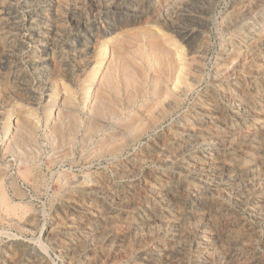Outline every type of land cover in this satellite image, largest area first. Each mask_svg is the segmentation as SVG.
<instances>
[{
    "label": "rangeland",
    "instance_id": "1",
    "mask_svg": "<svg viewBox=\"0 0 264 264\" xmlns=\"http://www.w3.org/2000/svg\"><path fill=\"white\" fill-rule=\"evenodd\" d=\"M32 1H33V3H32ZM96 1L97 0H95V1L94 0H66V1L65 0H40V1L39 0H29V1L28 0H16L14 2V0H13L14 4L12 3L13 5H12L11 9L10 8L6 9V7L4 8V6H2L0 4V8H1L0 12H3V13H5L4 10H6L8 12V11H12L13 9H16V11L14 10V12L18 13V16L20 18L23 17L21 19L25 21V27L28 29V32H30V33L34 32V29H33V27L31 28V25H29L28 22L26 21L27 20V16H26V8L27 7L26 6H30L31 4H36L37 6L39 5V8L41 7V10H49L52 6L54 9L57 10L54 22H55V26L57 25V29H58V30L56 29L55 33H52L49 36V43H48L49 44L48 47L51 49V52L55 56L53 54H51L48 51V49H46V47H47L46 44H42L41 46L38 45V47H39L38 48L37 46L34 47L33 44L29 45L27 43V45H26L23 41H22L23 43L20 41V43L23 45V47H22V45L20 43L15 42L16 40H14V42L10 41L11 40L10 37L7 36L4 32L0 31V34H1L0 35V73H1L0 74V83H1L0 84V95H1L0 96L1 97V99H0V105H1L0 106V194L1 195L0 196L3 198L2 199L0 197V200L1 199L3 201L6 200L7 204H9L8 205L9 207L7 205H2L3 207H0V250H1L0 251V257H1L0 258V264H17V263L18 264H24V262L22 261L23 260L22 255L25 252L22 251L21 249L20 250L18 248L16 249L17 246L15 244H17L19 242H27V241L29 243V248H33V249L36 248L37 249V248L43 246L42 248H44L48 252V260L46 262L47 264H70V263L71 264H85V263L86 264L87 263L88 264H94L93 261L95 262V264H151V263L163 264L164 262H165L164 264H166V263L167 264H169V263L170 264H203L204 262H205L204 264H207V262H208V264L209 263H211V264H215V263L216 264H242V263L243 264H250V263L251 264H264V233H263L264 232V207L261 210L260 209L257 210V213H256V210H252L253 202L256 201L259 197L257 195V193L259 192V190L261 188L264 190V159H263L264 158V154H263L264 153V140H263L264 139V137H263L264 136V122H263L264 121V89H263L264 88V80H263L264 79V72H263L264 69H262V68H264V63H263V61H264V57H263L264 56V47H262V46H264V39H263L264 38V27H263L264 26V23H263L264 19H262L264 17V0H218V1L217 0H211V1L210 0H208V1H206V0H198V1L194 0V2L196 1V3H194L193 0H183V1L182 0H165L166 2L171 1L172 5H171V2L170 3H168V2L164 3V0H161V2L159 0L158 3H157L158 0H154V2H153V0H145V1L144 0H129V1L128 0H123V1H121V0H105V1L104 0H102V1L98 0L97 1L98 3ZM114 1H115V3H114ZM181 1H182V3L184 2L185 5L180 3ZM191 1L193 3H191ZM199 1L202 3H200ZM255 1H256V3H255ZM258 1H261V2H258ZM16 2H17V4H16ZM71 2H72V4H71ZM104 2H106V3H104ZM111 2H112V4H111ZM122 2H123V4H122ZM162 2H163V4H162ZM189 2H190V5L192 4L191 6L188 4ZM251 2H253V4ZM257 2L259 3L258 5H257ZM60 3H61V5H60ZM102 3H104L103 7H102ZM113 3L115 5H117L118 8L124 7V9H125L126 6H131V9L134 10V8H135L137 12L131 13L129 11L126 12L125 10H124V12H122V11H119L118 9L116 10V8L115 9L112 8L111 10H107L110 5H114ZM159 3H160V5H159ZM177 3H180V5ZM198 3L202 4V5H199ZM94 4L96 7H94ZM165 4H167V5H165ZM260 4H261V6H260ZM157 5H159L160 8H158ZM173 5H175V7H173ZM197 5H199V6H197ZM71 6H72V8H71ZM169 6L171 9H169ZM182 6L184 7L183 9H181ZM200 6H201V8H200ZM202 6H203V8H202ZM64 7H65V9H64ZM76 7H77V9H76ZM146 7H149L148 8L149 11L147 10ZM166 7H167L168 12L165 11ZM209 7H212V8H209ZM98 8L100 11L98 10ZM19 9H21V10H19ZM151 9H153V10H151ZM154 9H155V11H154ZM157 9H159V10H157ZM246 9H248V10H246ZM62 10H63V12H62ZM255 10H256V12H255ZM139 11H140V13H139ZM162 11H163V13H161ZM169 11H170V13H169ZM175 11H176V13H175ZM244 11H246V12H244ZM148 12H149V14H148ZM166 12H167V14L169 13L168 15L166 14L169 17L165 16ZM181 12H183L184 14H182ZM160 13H161V15H160ZM102 14H104V15H102ZM130 14H131V16H130ZM153 14L155 17L153 16ZM179 14L182 16H180ZM72 15H73V17H72ZM156 15H157V17H156ZM188 15H189V17H187ZM255 15H256V17H255ZM49 16H50V18H52L51 15H49ZM49 16H46V17H49ZM161 16H163V18ZM98 17H100V18H98ZM165 17L168 20H166ZM177 17H179V18H177ZM50 18H48V19L50 20ZM60 18H61L60 22H62L61 24L59 22ZM110 18H111V20H110ZM171 18L175 22H173V21L170 22ZM162 19H164L165 22L162 21ZM175 19H177V20H175ZM255 19H257V20H255ZM252 20H254L256 22H254ZM116 21H118V22H116ZM119 21L121 24H118ZM126 21H127V23H126V25H124ZM180 21H181V23H180ZM247 21H248V23H247ZM228 22L230 25L228 24ZM190 23H192V24H190ZM103 24H104V27L106 29L103 27ZM185 24H186V26H185ZM252 24H254L255 30L249 32V30H251L250 28L253 27ZM111 26H112V28H111ZM117 27H118V29H117ZM225 27H226V29H225ZM193 28H195L196 30H194ZM241 28H242V30H241ZM246 28H248V29H246ZM243 29H246V30H243ZM84 30H87V31H84ZM81 31H82V33H81ZM239 32H241V34H239ZM242 33H244V34H242ZM249 33L250 34L252 33L251 34L252 36ZM81 34H83V35H81ZM85 34H86V36H85ZM188 34H189V36H188ZM90 35L94 38L93 39L94 41H92V42H90V40H89ZM183 35H186L187 37L184 36L185 38L181 39V36L183 37ZM197 38H198V40H197ZM237 38L239 40H236ZM7 39L10 42L6 41ZM194 39L196 41H194ZM185 40H187V41H185ZM191 40H193V42ZM234 40H235V42H234ZM251 40H252V42H251ZM73 41H75V42H73ZM202 42H203V44H202ZM198 43H199V45H198ZM253 43H254V45H253ZM259 43H260L261 47H260V45H258ZM255 44L258 47L255 46ZM10 45L11 46L14 45V46L10 47ZM32 45H33L34 49L32 48ZM54 45H55V47H54ZM83 45H84V47H83ZM227 45H229V46H227ZM80 46H81V48H80ZM226 46L229 48H227ZM238 46H240V47H238ZM248 46H250V47H248ZM187 47H189V48H187ZM255 47H257V48H255ZM20 48H22V50ZM55 48L58 50H56ZM195 48H196V50H195ZM232 48H233V50H232ZM246 48L247 49L249 48V49L247 50ZM251 48H253V49H251ZM19 49H20V51H19ZM39 49H43V50H39ZM59 49H60V51H59ZM72 49H76L77 51L72 50ZM200 49H203L202 51L204 53ZM4 50L5 51L7 50V51L5 52ZM245 50H247V51H245ZM251 50H252V52H250ZM9 51H12L13 53L9 52ZM36 51H37V53H36ZM61 52H63V53H61ZM241 52H242L243 56H242ZM86 53H87V55H86ZM196 53H198V54H196ZM219 53H222L223 55L219 54ZM16 54H17V57H16ZM34 54H36V55H34ZM225 54H228V55L225 56ZM229 54H230V56H229ZM252 54H253V56H252ZM41 55H43V56L40 57ZM58 55H60V56L62 55V56L61 57L59 56V58H58ZM194 55L198 56L197 59L195 58ZM23 56H25V57H23ZM37 56L39 57V59L36 58ZM231 56H233V57H231ZM255 56H256V59H255ZM10 57H12V58H10ZM62 57H64L65 59ZM257 57H258V59H257ZM25 58H26V60H25ZM33 58L39 62L40 61L44 62V60H45V64L42 63V65H40V64L34 65L35 62H33V61L31 62V60H34ZM229 58H231L232 61L231 60L227 61V59H229ZM28 59L30 62L28 61ZM51 59L53 61H50ZM60 59H62V60H60ZM240 59L243 61H241ZM245 59H246V61H245ZM3 60H5L6 62ZM8 60L13 61V63L15 64V69H16L15 72L16 73L14 72V75H13V72L10 71L6 65ZM55 61H58V62H55ZM60 61L62 63H60ZM241 62H242V64H241ZM28 63H30V64L27 67ZM32 63H33V65H32ZM74 63H78V64H74ZM221 63H223V64H221ZM3 64H5V65H3ZM233 64H235V65L233 66ZM17 65H18V67H16ZM44 65H46V68ZM18 68H19V70L17 71ZM231 69L233 72L231 71ZM261 70H263V71H261ZM40 71H41V73H40ZM18 72H19V74H18ZM42 72H44V73H42ZM45 72H46V74H45ZM228 72L231 74H229ZM248 72H250V73H248ZM7 73H8V76H6ZM20 73H22V74H20ZM257 73H258V75H257ZM44 74H45V76H44ZM253 74H255V75H253ZM16 75L17 76L19 75L18 77H19V80L21 82H19V80L17 81L18 77ZM56 75H58V76H56ZM226 75H228V76H226ZM35 76H36V78H35ZM47 77H50V78H47ZM211 77H212V79H211ZM219 77L220 78L222 77L225 79L221 78L222 80H220ZM231 77H232V79H231ZM11 79H12V81H11ZM235 79L237 82L235 81ZM241 79H243V80L241 81ZM212 80H214V82ZM247 82H249V83H247ZM14 83L16 86L14 85ZM223 83H225V84H223ZM243 83L245 84L244 87H242ZM26 84H27V86H26ZM232 84H235L236 86L232 85ZM252 84H253V86H252ZM223 85H225V86H223ZM22 86H23V88H22ZM257 86L260 88H258ZM11 88L14 89V91ZM24 88H25V90H24ZM29 89H30V91H29ZM220 89H222V90H220ZM226 89H228V92ZM6 90H8V91H6ZM27 90H28V92H27ZM223 91L224 92L226 91V93L228 95L230 94V96H232L233 98L231 97L232 99L229 100V98H227V96H223V94H222ZM86 92H88L89 98L87 99L86 102H84L83 98H84V95L86 94ZM235 92H236V94H235ZM182 93H183V95H182ZM184 93H185V95H184ZM215 93L218 95H215ZM242 93H244V94H242ZM253 93L256 97L253 95ZM9 94H12V95H9ZM203 94H204V96H203ZM250 94H252L253 96ZM16 95H19V96H16ZM216 96L218 99L216 98ZM249 97H251V98L249 99ZM200 98H203V100L200 101L199 100ZM257 98H258V100H257ZM223 99H224V101H222ZM241 99H243V100H241ZM233 100H235V101H233ZM250 100H252L253 103ZM2 101H3V103H2ZM229 101L232 103L229 104ZM178 102L179 103L182 102V103L179 104ZM215 102L217 103V105ZM234 102H237V103L234 104ZM246 102H247V104H246ZM185 104H187V105H185ZM194 104H195V107H194ZM244 104H245V106H244ZM237 105H239V106H237ZM201 107L206 108L205 113H207V114H205L204 112H201L199 110ZM237 107L239 108V110L237 109ZM167 108L169 109V111L167 110ZM249 109L251 112L249 111ZM179 110H180V112H179ZM194 110H196V111H194ZM167 111L170 114H168ZM191 111H193V113ZM230 111H232V112H230ZM240 111H243V112H240ZM257 112L260 114H257ZM172 113H174V114H172ZM246 113H248V115ZM244 114H246L247 116ZM190 116L193 118H196V120L199 122V124L205 125L203 127V131H202L204 135L202 134L201 136H199V140H198L199 142L202 143L200 149L201 150L204 149V151H206V147L203 144L208 143V142H213V141H211V139L214 140L213 143H215L216 145L217 144L219 145V146H217L218 151L216 150V152H218L217 154L219 156V160L220 159H222V160L218 161L219 164H214V166L216 167V170H214V172H211L213 174L209 173L205 168L202 169V167H203L202 165L198 166V168L195 165H190L191 167H189V165H186L188 167H186L184 165L186 167L185 168L182 164V160H183L182 157H185V156H183V154L187 155L188 152L187 153L182 152L180 154L178 153L179 148L177 149V147L181 146L180 140H179L180 134L178 131H176L172 128H174V125L180 121V118L187 117V119H190L189 118ZM205 117H206V120H205ZM254 118H256V119H254ZM172 119H173V121H172ZM205 121H206V123H205ZM209 121H211V122H209ZM224 122H225V124H224ZM229 122L231 123V125H229L230 124ZM262 124H263V126H262ZM168 126H169V128H168ZM213 128H215V129H213ZM224 128H225V130H224ZM231 128H233V129H231ZM246 129H248V131ZM168 130H170V131H168ZM161 132H162V135L164 133H166V134H164V136H161ZM238 132H240L239 133L240 135L237 134ZM233 133L235 134V136ZM256 133L258 134V136ZM168 134H170V136H168ZM207 134H208V136H207ZM225 136L227 139L225 138ZM159 137H160V139H159ZM237 137H238V139H237ZM240 137L242 139L243 138L244 139L242 140ZM255 137H257V138H255ZM177 138H178V140H177ZM202 139H203V141H202ZM235 139L237 142L235 141ZM229 140H232L233 142H231V141L229 142ZM248 140L249 141L252 140L253 142L251 141V143H250ZM178 141H179V143H178ZM159 142H161V143H159ZM165 142H167L166 145H165ZM249 143H250V145H249ZM252 143H254V144H252ZM239 144H241V145H239ZM226 145L228 148H226ZM144 146H146V147L148 146V151H147L148 153L147 152H145V153L141 152V149H143ZM221 146H222V149H221ZM240 147L241 148L244 147V148L239 150ZM259 147L260 148L262 147V148L260 149ZM138 149H139V151H138ZM245 149L250 150V151L245 152ZM164 150H166V151L168 150V154L170 153L169 156H168V154L166 155L168 158L165 157V159L162 157V154H161ZM220 151H222V152H220ZM228 151L231 153H229ZM206 152H208V151H206ZM137 153H140V154L138 157H135V154H137ZM171 153H172V155H171ZM243 154H244V156H243ZM204 155H208V153H204ZM229 155H231V156H229ZM253 155H255V156H253ZM257 156H259V157H257ZM178 157H179V159H178ZM260 157H261L262 161L259 160ZM151 158L153 161L151 160ZM156 158H158V159H156ZM169 159L171 160V162ZM172 159H173V161H172ZM246 159H247V161H246ZM133 160H134V162H133ZM141 160H142V162H141ZM168 160H169V162L166 163V161H168ZM130 161H132V163ZM137 161H138V163H137ZM146 161H148V162H146ZM226 161H227V164L225 163ZM238 161H239V163H238ZM115 162H117V163H115ZM139 162H141V163H139ZM232 162H234V163H232ZM136 163H137V165H136ZM179 163H180V165H179ZM126 164L128 166H126ZM224 164H226L227 166ZM133 165L138 170H136ZM113 166H114V168H113ZM124 166L126 169L124 168ZM137 166L140 167V169ZM167 166L169 167L168 169H167ZM180 166L181 167L183 166V167L180 169ZM237 166H238V168H237ZM232 167H233V169H232ZM122 169H124V171H126V174H124V172H122ZM129 169L132 170L133 172L130 171ZM151 169H152V171L155 170V172L154 171L152 172ZM201 169H202V171H201ZM185 170H186V172H185ZM248 170H249V172H246ZM183 171H184V173H183ZM191 171H193V172H191ZM218 171L221 173V175L218 173ZM19 172L21 175L18 174ZM160 172H162V173L160 174ZM171 172H173V173H171ZM250 172L252 174H250ZM142 173H145V175ZM150 173H152V174H150ZM167 173H169V174L167 175ZM228 173H231V174H228ZM96 174H98V175H96ZM131 174H133V175L131 176ZM137 174H139V175H137ZM172 174H173V176H172ZM31 175H32V177H31ZM88 175H90V176H88ZM99 175L100 176L102 175V177H100ZM117 175H119V176L121 175V177L119 178V176L117 177ZM179 175H181V176L178 178ZM207 175H209V176H207ZM213 175H214V177H213ZM226 176H227V178H226ZM259 176H260V179H259ZM33 177H34V179H33ZM193 177H195L197 179H195ZM224 177H225L226 181L224 180ZM244 177H245V179H244ZM251 177L252 178L254 177V179H252ZM91 178H93V179L91 180ZM94 178L97 182L94 180ZM205 178H206V180H205ZM162 179H165L166 184H165L164 180H162ZM217 179H218L219 183L217 182ZM234 179L235 180L237 179V180L235 181ZM185 180L187 182H185ZM196 180L198 181V185L196 184L197 183ZM209 180H211V181H209ZM227 180H231V181L228 182ZM244 180H246L247 182H245ZM103 181H105V182H103ZM142 181L145 183V185ZM146 181L147 182L149 181V182L147 183ZM175 181H176V183H174ZM207 181H209V182H207ZM243 181H244V183H243ZM62 182L63 183L66 182V183L62 184ZM151 182H154V183H151ZM183 182L185 183V185ZM255 182H257L259 184L257 185V183H255ZM146 183H147V185H146ZM157 183H159V185ZM208 183H210V184H208ZM251 183H253V184H251ZM126 184H128L129 186ZM178 184H179V186H178ZM239 184H241V185L244 184V185L240 186ZM70 185H72V186H70ZM122 185H123V187H122ZM168 185H170V186H168ZM207 185H209V186H207ZM251 185H252V187H251ZM99 186H101V187H99ZM147 186H148V188H147ZM238 186H240V187H238ZM90 187H91V189H90ZM92 187H94L95 189ZM141 187L143 189H141ZM157 188L159 190H161L163 188L162 190L165 189L164 191L169 190V193H167V192L163 193L162 191H160L161 195H162V197H161V195L159 196V194H158L159 192L157 191L158 190ZM185 188L186 189L188 188L187 189L188 191ZM226 188H228V189H226ZM108 189H110V190L108 191ZM112 189H113V191H112ZM120 189H121V191H120ZM133 189H135V190L133 191ZM174 189L176 191H174ZM183 189L185 192L186 191L187 192L186 193L183 192ZM65 190H66V192H65ZM118 190H119V192H118ZM125 190H126V192H125ZM208 190L210 191V193ZM256 190H258V191L256 192ZM57 191H58V193H57ZM130 192H131V194H129ZM181 192L183 193L184 196L182 195ZM103 193H104V195H103ZM196 193H198L201 196H199L197 198L198 195ZM61 194H63V195H61ZM119 194H121L122 196H120ZM133 194H135V195L133 196ZM154 194H156V195H154ZM173 194H175V195L173 196ZM192 194L194 195L195 198H197L196 203L193 199ZM108 195H109V197H108ZM144 195H145V198H144ZM153 195H154V197H151ZM203 195H205V197ZM248 195L249 196L251 195V196L249 197ZM55 196L56 197L59 196V197L56 198ZM71 196H72V198H71ZM155 196L158 198L157 200H156ZM60 197H61L62 201L60 200ZM92 197L97 198V199H94ZM254 197H256V198L254 199ZM77 198H78V201H77ZM146 198L148 201L146 200ZM205 198H207V199H205ZM250 198H251V200H250ZM89 200H90V202H89ZM96 200L99 203L100 202L101 203L98 204V202ZM135 200H138V201L135 202ZM164 200H166V201H164ZM176 200L177 201L179 200V201L177 202ZM220 200H222V201H220ZM6 201H4V202H6ZM75 201H77V203H75ZM79 201H82V202H79ZM93 201H96V202H93ZM152 201L153 202L155 201V202L153 203ZM156 201H157V203H156ZM161 201L163 202V205L165 206V208L162 206ZM2 202L0 204H2ZM126 202H129V203H126ZM69 203H70V205H69ZM106 203H108V204H106ZM75 204H79V205L82 204L83 207L81 205H80V207H82L83 209L82 208L77 209L75 207ZM154 204H157V205H154ZM248 204H249V206H248ZM65 205H67V206H65ZM97 205H99V206H97ZM129 205H130V207H129ZM148 205H150V206H148ZM166 205H168V206H166ZM198 205L200 207H198ZM21 206L23 208V211L21 210L22 209ZM127 206H128V208H127ZM133 206L135 207V209ZM144 206H146V208L148 210H151L152 213H154L156 211L154 216L156 218L157 217L162 218L163 220H160L159 218L156 219L154 216L152 217V218H154V220L153 219L151 220V218H148V217H147L148 218L147 219L146 213H145L146 210H145ZM191 206H193V207H191ZM59 207H61V208L59 209ZM70 207H71V209H70ZM94 207H96V208H94ZM118 207H120V208H118ZM142 207L144 210L142 209ZM7 208H8V210H6ZM86 208H88V209H86ZM126 208L128 209V211H126L127 210ZM130 208L131 209L133 208L134 210L133 209L131 210ZM13 209L14 210L16 209L15 212L13 211V213H15L16 215H14V214L12 215L11 211ZM53 209H54V211H53ZM84 209H86V211ZM124 209H126V210H124ZM169 209L170 210L172 209V210L170 211ZM185 209H187V210H185ZM194 209H195V211H193ZM218 209L221 210V212H219ZM24 210H26V211H24ZM69 210H71V211H69ZM163 210H165V211H163ZM216 210H218V211L216 212ZM122 211H123V213H122ZM139 211L142 213H140ZM200 211H201V213L199 214ZM222 211H224V212H222ZM21 212H23V214H21ZM24 212H26L27 214ZM125 212H127V214ZM128 212H129V214H128ZM162 212L165 215L161 214ZM19 213H20V215H19ZM166 213L169 216H167ZM175 213H176V215H175ZM189 213H191V214H189ZM7 214H8V216H7ZM101 214H102V217H101ZM160 214H161V216H159ZM9 215H12L13 217L12 216L10 217ZM76 215H78V216H76ZM96 215L98 217H96ZM103 215H105V216H103ZM118 215H120L121 217ZM129 215H131V216L128 217ZM136 215L137 216L139 215V217H137ZM143 215H145V216L143 217ZM156 215H158V216H156ZM173 216H175L176 218ZM68 218H70L71 220ZM99 218L101 220H99ZM123 218H125V219L123 220ZM181 218H183V219H181ZM79 219H80V221H79ZM207 219H209V220H207ZM81 220L82 221L84 220V221L82 222ZM168 220L170 222L169 225L168 224L165 225L163 222H162V224L160 223V221H168ZM54 221H57V223H60V224L62 223V225L66 226V230H65V232L62 233V235H63L62 237H63V239L65 238V241H71L73 243V246H75L74 247L75 253L78 254V252H81V251H82V253H84L83 257L75 256L76 262L71 259V256L68 257L66 255H63L58 250L52 248L51 242H49L50 240H48V238L52 239V234L48 233V235L46 236V239H45V237H43V236H45V234L43 233L44 229L50 230L49 227H51V224ZM74 221H76V223ZM108 221H110V222H108ZM4 222L8 225H6ZM33 222H34V225H33ZM126 222H128V223H126ZM151 222H152V224H151ZM80 223L86 224V227L88 225V227H87L89 230L88 233H90V232L94 233L95 238L93 237V234H92L93 239H91L93 242L91 240L86 241L87 237L84 235V233H82V228L80 227L81 226ZM125 223H126V225H125ZM171 223L173 224V226ZM109 224H111V225H109ZM159 224L161 226H159ZM116 225L117 226L119 225V226L116 229H114L116 227ZM162 225H164V226H162ZM92 226H94L95 228ZM158 226L161 228H159ZM171 226H172V228H171ZM245 226H247V227H245ZM107 227L109 228V230H107L108 229ZM111 227H114V228H111ZM203 227H204V229H203ZM139 228H141L142 230ZM165 228H167V229H165ZM49 230H47V231H49ZM52 230H51V233L53 232ZM115 230H117L118 232H116ZM160 230L163 233L165 231V233H164L165 235ZM173 230H174V232H173ZM3 231H5V232H3ZM125 231L126 232L128 231V232L126 233ZM142 231H143V233H142ZM168 231H169V233H168ZM132 232H133V234H132ZM136 232H137V234H136ZM214 232H216V233H214ZM68 233H70V234H68ZM91 233L89 234V236L91 235ZM64 234H66V235H64ZM106 234L110 236L109 242H105V240H104V237ZM125 234H127L128 237ZM116 235H118V236H116ZM155 235H157V237H155ZM124 236H126V237L124 238ZM170 236L173 238H171ZM81 238L83 239V241ZM97 239L99 241L101 239L102 240L99 242ZM120 240H121V242H120ZM162 240L164 241V244L162 243ZM94 242H95V245L93 244ZM172 242H174V243H172ZM109 243H111V244H109ZM155 243H157V244H155ZM213 243H215V244H213ZM84 244H85V247H84ZM92 244L95 246V248L93 247ZM171 244H173V245H171ZM97 245H98V247H97ZM102 245L104 246V248ZM45 246L47 247V249ZM155 247H157V248L155 249ZM101 248L104 251H101L102 250ZM207 248L209 250H206ZM216 249H217V251H216ZM154 250L155 251L157 250L158 252L157 251L155 252ZM177 250L179 252H177ZM13 252H15V253H13ZM107 252H108V254H107ZM161 252H162V254H161ZM166 252L169 254H167ZM205 252H207L209 256ZM18 253H19V255H18ZM164 253H166L167 255ZM85 254H90L91 256L90 255L85 256ZM199 254H201V255H199ZM215 254H217V255H215ZM231 254L232 255L234 254L233 257ZM238 254H239V256H238ZM6 255H9V256H6ZM144 255H146V256H144ZM158 255H160V257ZM163 255H165L166 257ZM17 256H20V259ZM170 256L173 257V259L168 258ZM194 256L195 257L197 256V257L195 258ZM202 257H203V259H202ZM226 257H228V258H226ZM10 258H13V259L9 260ZM80 258H81V260H80ZM217 258H219V260ZM220 258H222V259H220ZM143 259H145V260H143ZM213 259H214V261H213ZM78 260H79V262H78ZM91 260H92V263H91ZM19 261H20V263H19ZM49 261H51V262H49ZM172 262H174V263H172Z\"/></svg>",
    "mask_w": 264,
    "mask_h": 264
},
{
    "label": "bare ground",
    "instance_id": "2",
    "mask_svg": "<svg viewBox=\"0 0 264 264\" xmlns=\"http://www.w3.org/2000/svg\"><path fill=\"white\" fill-rule=\"evenodd\" d=\"M16 0H14V2H15ZM29 1V0H28ZM40 1V0H39ZM66 1V0H65ZM95 1V0H94ZM98 1V0H97ZM96 1V2H97ZM102 1V0H101ZM105 1V0H104ZM121 1H123V0H121ZM129 1V0H128ZM145 1V0H144ZM183 1V0H182ZM182 1L180 2V3H182ZM196 1H198V0H196ZM196 1L194 2V0H193V2L194 3H196ZM206 1H208V0H206ZM211 1V0H210ZM218 1V0H217ZM68 2V1H67ZM117 2V1H116ZM134 2V1H133ZM132 2V3H133ZM151 2V1H150ZM153 2H154V0H153ZM159 2V0L157 1V3ZM160 2H161V0H160ZM168 2V1H167ZM165 0H164V3H167ZM171 1H169L168 3H170ZM177 2V1H176ZM192 1H191V3H193ZM200 2V1H199ZM204 2V1H203ZM258 2H261V1H258ZM257 2V5L259 4ZM13 3V0H0V4L2 5V6H4V8L6 7V9H11V7H12V5L14 4H12ZM23 3V2H22ZM27 3V2H26ZM32 3H33V1H32ZM36 3V2H35ZM98 3V2H97ZM104 3H106V2H104ZM104 3H102V7H103V4ZM108 3V2H107ZM114 3H115V1H114ZM113 3V4H114ZM121 3V2H120ZM156 3V4H157ZM180 3H177V4H179L180 5ZM200 3H202V2H200ZM209 3V2H208ZM212 3V2H211ZM252 4H253V2H251ZM255 3H256V1H255ZM16 4H17V2H16ZM68 4V3H67ZM71 4H72V2H71ZM101 4V3H100ZM99 4V5H100ZM110 4V3H109ZM111 4H112V2H111ZM117 4V3H116ZM122 4H123V2H122ZM136 4V3H135ZM142 4V3H141ZM146 4V3H145ZM150 4V3H149ZM162 4H163V2H162ZM161 4V5H162ZM175 4V3H174ZM182 4H184V2L182 3ZM181 4V5H182ZM189 5H190V2L188 3ZM187 4V5H188ZM199 4V3H198ZM205 4V3H204ZM25 5V4H24ZM60 5H61V3H60ZM59 5V6H60ZM70 5V4H69ZM98 5V6H99ZM107 5V4H106ZM125 5V4H124ZM159 5H160V3H159ZM159 5H157L158 6V8H160L159 7ZM165 5H167V4H165ZM169 5V4H168ZM171 5H172V2H171ZM176 5V4H175ZM175 5H173V7H175ZM185 5V4H184ZM192 5V4H191ZM190 5V6H191ZM199 5H202V4H199ZM199 5H197V6H199ZM207 5V4H206ZM205 5V6H206ZM214 5V4H213ZM101 6V5H100ZM122 6V5H121ZM139 6V5H138ZM137 6V7H138ZM147 6V5H146ZM149 6V5H148ZM164 6V5H163ZM196 6V7H197ZM208 6V5H207ZM245 6V5H244ZM260 6H261V4H260ZM22 7V6H21ZM27 8H26V16H27V22H28V24L29 25H31V28L33 27V29H34V32H32V33H30V32H28V29L25 27V21L24 20H22L21 18H23V17H19L18 16V13H16V12H14V10L16 11V9H13L12 11H6V10H4L5 11V13H3V12H0V31H2V32H4L7 36H9L10 37V41H13L14 42V40H16L15 42L16 43H20V41L22 42H24L26 45H27V43L30 45V44H33L34 45V47H38V45H42V44H46L47 45V47H46V49H48V51L51 53V54H53L52 52H51V49L48 47V43H49V36L52 34V33H55L56 32V29H57V25L55 26V22H54V19H55V17H56V12H57V10L56 9H54L52 6H51V8L49 9V10H41V7L39 8V5L37 6L36 4H31L30 6H26ZM94 7H96L95 6V4H94ZM108 7V6H107ZM136 7V6H135ZM168 7V6H167ZM167 7H166V10L165 11H167L168 12V10H167ZM15 8V7H14ZM25 8V7H24ZM45 8V7H44ZM71 8H72V6H71ZM112 8H116V10L118 9L119 11H122V12H124V10L127 12V11H129V12H131V13H133V12H137L136 11V9L134 8V10L133 9H131V6H126L125 7V9H124V7L123 8H121V7H119L118 8V6L117 5H110L109 6V8L107 9V10H111ZM142 8V7H141ZM147 8V10H148V8L149 7H146ZM145 8V9H146ZM184 7L182 6L181 7V9H183ZM187 8V7H186ZM198 8V7H197ZM196 8V9H197ZM200 8H201V6H200ZM202 8H203V6H202ZM206 8V7H205ZM209 8H212V7H209ZM1 9V8H0ZM63 9V8H62ZM64 9H65V7H64ZM76 9H77V7H76ZM103 9V8H102ZM113 9V10H114ZM143 9V8H142ZM165 9V8H164ZM169 9H171L170 8V6H169ZM180 9V8H179ZM178 9V10H179ZM193 9V8H192ZM191 9V10H192ZM208 9V8H207ZM19 10H21V9H19ZM23 10V9H22ZM98 10H99V8H98ZM106 10V11H107ZM112 10V11H113ZM138 10V9H137ZM151 10H153V9H151ZM150 10V11H151ZM157 10H159V9H157ZM195 10V9H194ZM200 10V9H199ZM246 10H248V9H246ZM252 10V9H251ZM100 11V10H99ZM102 11V10H101ZM143 11V10H142ZM141 11V12H142ZM146 11V10H145ZM149 11V10H148ZM154 11H155V9H154ZM171 11V10H170ZM170 11H169V13H170ZM177 11V10H176ZM176 11H175V13H176ZM183 11V10H182ZM187 11V10H186ZM198 11V10H197ZM211 11V10H210ZM243 11V10H242ZM260 11V10H259ZM258 11V12H259ZM7 12V13H6ZM62 12H63V10H62ZM103 12V11H102ZM160 12V11H159ZM167 12L165 13V16H167L168 14H167ZM173 12V11H172ZM179 12V11H178ZM185 12V11H184ZM189 12V11H188ZM209 12V11H208ZM244 12H246V11H244ZM250 12V11H249ZM255 12H256V10H255ZM257 12V13H258ZM21 13V12H20ZM139 13H140V11H139ZM151 13V12H150ZM154 13V12H153ZM161 13H163V11L161 12ZM161 13H160V15H161ZM174 13V12H173ZM182 14H184L183 12H181ZM191 13V12H190ZM189 13V14H190ZM252 13V12H251ZM60 14V13H59ZM96 14V13H95ZM113 14V13H112ZM111 14V15H112ZM138 14V13H137ZM148 14H149V12H148ZM157 14V13H156ZM167 14V15H166ZM196 14V13H195ZM213 14V13H212ZM215 14V13H214ZM254 14V13H253ZM252 14V15H253ZM49 15H51L52 16V18H50V16ZM98 15V14H97ZM102 15H104V14H102ZM133 15V14H132ZM159 15V14H158ZM173 15V14H172ZM180 15V14H179ZM261 15V14H260ZM46 16H49V17H46ZM59 16V15H58ZM100 16V15H99ZM121 16V15H120ZM130 16H131V14H130ZM139 16V15H138ZM153 16H154V14H153ZM176 16V15H175ZM178 16V15H177ZM180 16H182V15H180ZM184 16V15H183ZM251 16V15H250ZM262 16V15H261ZM72 17H73V15H72ZM104 17V16H103ZM137 17V16H136ZM148 17V16H147ZM155 17V16H154ZM153 17V18H154ZM156 17H157V15H156ZM159 17V16H158ZM162 18H163V16H161ZM160 17V18H161ZM167 17H169V16H167ZM187 17H189V15L187 16ZM186 17V18H187ZM192 17V16H191ZM194 17V16H193ZM200 17V16H199ZM227 17V16H226ZM255 17H256V15H255ZM260 17V16H259ZM48 18H50V20L48 19ZM98 18H100V17H98ZM107 18V17H106ZM117 18V17H116ZM124 18V17H123ZM135 18V17H134ZM140 18V17H139ZM166 18V17H165ZM177 18H179V17H177ZM183 18V17H182ZM238 18V17H237ZM258 18V17H257ZM262 18V17H261ZM136 19V18H135ZM144 19V18H143ZM156 19V18H155ZM194 19V18H193ZM205 19V18H204ZM262 19H264V17L262 18ZM60 20H61V18L59 19V22H60ZM110 20H111V18H110ZM127 20V19H126ZM131 20V19H130ZM161 20V19H160ZM166 20H168L167 18H166ZM175 20H177V19H175ZM237 20V19H236ZM235 20V21H236ZM255 20H257V19H255ZM261 20V19H260ZM109 21V20H108ZM154 21V20H153ZM158 21V20H157ZM162 21H164V19H162ZM161 21V22H162ZM175 22L174 20H172V18H171V21L170 22ZM182 21V20H181ZM181 21H180V23H181ZM252 21H254V20H252ZM26 22V23H27ZM73 22V21H72ZM110 22V21H109ZM112 22V21H111ZM116 22H118V21H116ZM132 22V21H131ZM165 22V21H164ZM179 22V21H178ZM254 22H256V21H254ZM62 22H60V24H61ZM126 23H127V21L125 22V24L124 25H126ZM183 23V22H182ZM187 23V22H186ZM247 23H248V21H247ZM264 23V22H263ZM99 24V23H98ZM107 24V23H106ZM112 24V23H111ZM114 24V23H113ZM118 24H121L120 23V21H119V23ZM169 24V23H168ZM172 24V23H171ZM190 24H192V23H190ZM228 24H229V22H228ZM242 24V23H241ZM255 24V23H254ZM254 24H252L253 25V27H251L250 29L251 30H249V32L250 31H253V30H255L254 29ZM262 24V23H261ZM59 25V24H58ZM101 25V24H100ZM136 25V24H135ZM134 25V26H135ZM170 25V24H169ZM181 25V24H180ZM183 25V24H182ZM230 25V24H229ZM248 25V24H247ZM258 25V24H257ZM61 26V25H60ZM80 26V25H79ZM98 26V25H97ZM102 26V25H101ZM109 26V25H108ZM118 26V25H117ZM174 26V25H173ZM172 26V27H173ZM185 26H186V24H185ZM190 26V25H189ZM243 26V25H242ZM103 27H104V24H103ZM115 27V26H114ZM240 27V26H239ZM246 27V26H245ZM249 27V26H248ZM264 27V26H263ZM82 28V27H81ZM86 28V27H85ZM100 28V27H99ZM105 28V27H104ZM103 28V29H104ZM111 28H112V26H111ZM191 28V27H190ZM198 28V27H197ZM221 28V27H220ZM106 29V28H105ZM117 29H118V27H117ZM194 30H196L195 28H193ZM192 29V30H193ZM225 29H226V27H225ZM246 29H248V28H246ZM246 29H243V30H246ZM258 29V28H257ZM58 30V29H57ZM89 30V29H88ZM96 30V29H95ZM190 30V29H189ZM241 30H242V28H241ZM240 30V31H241ZM33 31V30H32ZM84 31H87V30H84ZM183 31V30H182ZM187 31V30H186ZM200 31V30H199ZM248 31V30H247ZM97 32V31H96ZM100 32V31H99ZM112 32V31H111ZM117 32V31H116ZM124 32V31H123ZM179 32V31H178ZM181 32V31H180ZM245 32V31H244ZM3 33V34H4ZM81 33H82V31H81ZM95 33V32H94ZM109 33V32H108ZM107 33V34H108ZM197 33V32H196ZM202 33V32H201ZM235 33V32H234ZM247 33V32H246ZM255 33V32H254ZM2 34V35H3ZM4 34V35H5ZM79 34V33H78ZM90 34V33H89ZM88 34V35H89ZM93 34V33H92ZM99 34V33H98ZM103 34V33H102ZM185 34V33H184ZM218 34V33H217ZM239 34H241V32H239ZM242 34H244V33H242ZM250 34V33H249ZM252 34V33H251ZM250 34V35H251ZM1 35V34H0ZM54 35V34H53ZM60 35V34H59ZM81 35H83V34H81ZM178 35V34H177ZM187 35V34H186ZM186 35H183V37L181 36V39L182 38H185L184 36H186ZM193 35V34H192ZM191 35V36H192ZM201 35V34H200ZM85 36H86V34H85ZM95 36V35H94ZM188 36H189V34H188ZM238 36V35H237ZM241 36V35H240ZM246 36V35H245ZM244 36V37H245ZM252 36V35H251ZM55 37V36H54ZM72 37V36H71ZM88 37V36H87ZM97 37V36H96ZM116 37V36H115ZM179 37V36H178ZM187 37V36H186ZM193 37V36H192ZM248 37V36H247ZM7 38V37H6ZM231 38V37H230ZM260 38V37H259ZM262 38V37H261ZM58 39V38H57ZM60 39V38H59ZM94 38L90 35V38H89V40H90V42H92V41H94L93 40ZM98 39V38H97ZM189 39V38H188ZM200 39V38H199ZM221 39V38H220ZM264 39V38H263ZM80 40V39H79ZM197 40H198V38H197ZM233 40V39H232ZM231 40V41H232ZM236 40H239L238 38L236 39ZM6 41H9L8 39L6 40ZM9 41V42H10ZM98 41V40H97ZM185 41H187V40H185ZM192 42H193V40H191ZM194 41H196L195 39H194ZM255 41V40H254ZM262 41V40H261ZM5 42V41H4ZM22 42V43H23ZM54 42V41H53ZM73 42H75V41H73ZM85 42V41H84ZM234 42H235V40H234ZM242 42V41H241ZM251 42H252V40H251ZM258 42V41H257ZM260 42V41H259ZM77 43V42H76ZM80 43V42H79ZM239 43V42H238ZM261 43V42H260ZM260 43L258 44V45H260ZM21 44V43H20ZM59 44V43H58ZM78 44V43H77ZM83 44V43H82ZM91 44V43H90ZM202 44H203V42H202ZM228 44V43H227ZM262 44V43H261ZM17 45V44H16ZM22 45V44H21ZM33 45H32V48H33ZM73 45V44H72ZM80 45V44H79ZM198 45H199V43H198ZM223 45V44H222ZM235 45V44H234ZM233 45V46H234ZM246 45V44H245ZM253 45H254V43H253ZM252 45V46H253ZM14 46V45H13ZM13 46H11L10 45V47H13ZM20 46V45H19ZM82 46V45H81ZM81 46H80V48H81ZM88 46V45H87ZM106 46V45H105ZM196 46V45H195ZM220 46V45H219ZM227 46H229V45H227ZM226 46V47H227ZM251 46V45H250ZM250 46H248V47H250ZM255 46H257L256 44H255ZM16 47V46H15ZM14 47V48H15ZM18 47V46H17ZM22 47H23V45H22ZM54 47H55V45H54ZM69 47V46H68ZM83 47H84V45H83ZM86 47V46H85ZM113 47V46H112ZM190 47V46H189ZM189 47H187V48H189ZM197 47V46H196ZM238 47H240V46H238ZM244 47V46H243ZM258 47V46H257ZM257 47H255V48H257ZM260 47H261V45H260ZM262 47H264V46H262ZM9 48V47H8ZM19 48V47H18ZM31 48V47H30ZM39 48V47H38ZM52 48V47H51ZM90 48V47H89ZM93 48V47H92ZM204 48V47H203ZM224 48V47H223ZM227 48H229V47H227ZM21 50H22V48H20ZM20 49H19V51H20ZM34 49V48H33ZM56 49V48H55ZM70 49V48H69ZM244 49V48H243ZM247 49V48H246ZM249 49V48H248ZM247 49V50H248ZM251 49H253V48H251ZM24 50V49H23ZM37 50V49H36ZM39 50H43V49H39ZM56 50H58V49H56ZM72 50H76V49H72ZM195 50H196V48H195ZM194 50V51H195ZM201 51L203 50V49H200ZM224 50V49H223ZM228 50V49H227ZM232 50H233V48H232ZM239 50V49H238ZM237 50V51H238ZM242 50V49H241ZM247 50H245V51H247ZM255 50V49H254ZM253 50V51H254ZM5 51V50H4ZM7 51V50H6ZM5 51V52H6ZM18 51V50H17ZM45 51V50H44ZM59 51H60V49H59ZM77 51V50H76ZM84 51V50H83ZM200 51V52H201ZM230 51V50H229ZM259 51V50H258ZM257 51V52H258ZM9 52H12V51H9ZM54 52V51H53ZM56 52V51H55ZM58 52V51H57ZM203 52V51H202ZM201 52V53H202ZM240 52V51H239ZM238 52V53H239ZM250 52H252V50L250 51ZM256 52V51H255ZM254 52V53H255ZM260 52V51H259ZM4 53V52H3ZM13 53V52H12ZM33 53V52H32ZM36 53H37V51H36ZM45 53V52H44ZM48 53V52H47ZM61 53H63V52H61ZM204 53V52H203ZM232 53V52H231ZM230 53V54H231ZM234 53V52H233ZM19 54V53H18ZM190 54V53H189ZM194 54V53H193ZM196 54H198V53H196ZM219 54H222V53H219ZM230 54H229V56H230ZM241 54H242V52H241ZM245 54V53H244ZM257 54V53H256ZM13 55V54H12ZM26 55V54H25ZM34 55H36V54H34ZM54 55V54H53ZM63 55V54H62ZM61 55V56H62ZM86 55H87V53H86ZM201 55V54H200ZM218 55V54H217ZM223 55V54H222ZM226 55H228V54H225V56ZM232 55V54H231ZM247 55V54H246ZM251 55V54H250ZM261 55V54H260ZM31 56V55H30ZM43 55H41L40 57H42ZM55 56V55H54ZM59 56L60 55H58V58H59ZM60 56V57H61ZM74 56V55H73ZM85 56V55H84ZM195 56V55H194ZM220 56V55H219ZM218 56V57H219ZM242 56H243V54H242ZM245 56V55H244ZM252 56H253V54H252ZM257 56V55H256ZM256 56H255V59H256ZM15 57V56H14ZM16 57H17V54H16ZM23 57H25V56H23ZM32 57V56H31ZM66 57V56H65ZM89 57V56H88ZM197 55L195 56V58L197 59ZM217 57V58H218ZM231 57H233V56H231ZM264 57V56H263ZM4 58V57H3ZM6 58V57H5ZM8 58V57H7ZM10 58H12V57H10ZM9 58V59H10ZM27 58V57H26ZM26 58H25V60H26ZM37 59H39V57L37 56L36 57ZM45 58V57H44ZM51 58V57H50ZM62 58H64V57H62ZM82 58V57H81ZM246 58V57H245ZM254 58V57H253ZM30 59V58H29ZM29 59H28V61H29ZM34 59V58H33ZM65 59V58H64ZM78 59V58H77ZM84 59V58H83ZM89 59V58H88ZM93 59V58H92ZM226 59V58H225ZM233 59V58H232ZM238 59V58H237ZM249 59V58H248ZM257 59H258V57H257ZM21 60V59H20ZM24 60V59H23ZM55 60V59H54ZM60 60H62V59H60ZM86 60V59H85ZM84 60V61H85ZM228 60H231V58H229V59H227V61ZM241 60V59H240ZM3 61H5V60H3ZM35 62V64L34 65H42V63H44L45 64V60H44V62H39V61H36L35 59L34 60H31V62ZM49 61V60H48ZM50 61H53L52 59L50 60ZM90 61V60H89ZM232 61V60H231ZM237 61V60H236ZM241 61H243V60H241ZM245 61H246V59H245ZM257 61V60H256ZM6 62V61H5ZM18 62V61H17ZM24 62V61H23ZM30 62V61H29ZM55 62H58V61H55ZM67 62V61H66ZM78 62V61H77ZM82 62V61H81ZM80 62V63H81ZM222 62V61H221ZM250 62V61H249ZM253 62V61H252ZM2 63V62H1ZM60 63H62L61 61H60ZM59 63V64H60ZM69 63V62H68ZM83 63V62H82ZM244 63V62H243ZM263 63H264V61H263ZM18 64V63H17ZM29 64L30 63H28V65H27V67L29 66ZM50 64V63H49ZM74 64H78V63H74ZM85 64V63H84ZM221 64H223V63H221ZM229 64V63H228ZM239 64V63H238ZM237 64V65H238ZM241 64H242V62H241ZM259 64V63H258ZM3 65H5V64H3ZM6 65H7V67L9 68V70L10 71H12L13 72V75H14V72L16 71V69H15V64L13 63V61H10V60H8L7 61V63H6ZM20 65V64H19ZM32 65H33V63H32ZM31 65V66H32ZM47 65V64H46ZM46 65H44L45 66V68H46ZM82 65V64H81ZM88 65V64H87ZM235 64H233V66H234ZM48 66V65H47ZM78 66V65H77ZM83 66V65H82ZM221 66V65H220ZM240 66V65H239ZM3 67V66H2ZM16 67H18V65L16 66ZM22 67V66H21ZM34 67V66H33ZM37 67V66H36ZM40 67V66H39ZM50 67V66H49ZM52 67V66H51ZM226 67V66H225ZM254 67V66H253ZM258 67V66H257ZM38 68V67H37ZM36 68V69H37ZM44 68V67H43ZM85 68V67H84ZM232 68V67H231ZM5 69V68H4ZM262 69H264V68H262ZM19 70V68L17 69V71ZM79 70V69H78ZM81 70V69H80ZM83 70V69H82ZM9 71V72H10ZM46 71V70H45ZM231 71H232V69H231ZM257 71V70H256ZM261 71H263V70H261ZM8 72V73H9ZM11 72V73H12ZM24 72V71H23ZM32 72V71H31ZM36 72V71H35ZM58 72V71H57ZM233 72V71H232ZM252 72V71H251ZM264 72V71H263ZM8 73H7V75L6 76H8ZM16 73V72H15ZM38 73V72H37ZM40 73H41V71H40ZM42 73H44V72H42ZM229 73V72H228ZM244 73V72H243ZM248 73H250V72H248ZM255 73V72H254ZM259 73V72H258ZM258 73H257V75H258ZM1 74V73H0ZM18 74H19V72H18ZM20 74H22V73H20ZM45 74H46V72H45ZM45 74H44V76H45ZM224 74V73H223ZM226 74V73H225ZM229 74H231V73H229ZM235 74V73H234ZM247 74V73H246ZM256 74V73H255ZM255 74H253V75H255ZM261 74V73H260ZM12 75V76H13ZM28 75V74H27ZM42 75V74H41ZM54 75V74H53ZM248 75V74H247ZM17 76V75H16ZM19 76V75H18ZM17 76V77H18ZM23 76V75H22ZM30 76V75H29ZM56 76H58V75H56ZM222 76V75H221ZM226 76H228V75H226ZM236 76V75H235ZM241 76V75H240ZM24 77V76H23ZM42 77V76H41ZM218 77V76H217ZM239 77V76H238ZM237 77V78H238ZM243 77V76H242ZM247 77V76H246ZM245 77V78H246ZM13 78V77H12ZM21 78V77H20ZM26 78V77H25ZM29 78V77H28ZM32 78V77H31ZM35 78H36V76H35ZM47 78H50V77H47ZM220 78V77H219ZM222 78V77H221ZM220 78V80H222V79H225V78H222L221 79ZM211 79H212V77H211ZM218 79V78H217ZM231 79H232V77H231ZM256 79V78H255ZM19 80V77H18V79H17V81ZM29 80V79H28ZM42 80V79H41ZM52 80V79H51ZM243 79H241V81H242ZM253 80V79H252ZM264 80V79H263ZM11 81H12V79H11ZM14 81V80H13ZM24 81V80H23ZM27 81V80H26ZM210 81V80H209ZM213 82H214V80H212ZM216 81V80H215ZM235 81H236V79H235ZM19 82H21L20 80H19ZM47 82V81H46ZM54 82V81H53ZM208 82V81H207ZM223 82V81H222ZM237 82V81H236ZM250 82V81H249ZM249 82H247V83H249ZM23 83V82H22ZM21 83V84H22ZM216 83V82H215ZM228 83V82H227ZM1 84V83H0ZM13 84V83H12ZM24 84V83H23ZM50 84V83H49ZM52 84V83H51ZM196 84V83H195ZM223 84H225V83H223ZM230 84V83H229ZM237 84V83H236ZM255 84V83H254ZM257 84V83H256ZM260 84V83H259ZM14 85H15V83H14ZM212 85V84H211ZM232 85H235V84H232ZM244 83H243V86L242 87H244ZM10 86V85H9ZM12 86V85H11ZM16 86V85H15ZM20 86V85H19ZM26 86H27V84H26ZM214 86V85H213ZM221 86V85H220ZM219 86V87H220ZM223 86H225V85H223ZM227 86V85H226ZM236 86V85H235ZM250 86V85H249ZM252 86H253V84H252ZM13 87V86H12ZM216 87V86H215ZM222 87V86H221ZM258 87V86H257ZM21 88V87H20ZM22 88H23V86H22ZM21 88V89H22ZM26 88V87H25ZM25 88H24V90H25ZM29 88V87H28ZM227 88V87H226ZM229 88V87H228ZM258 88H260V87H258ZM12 89V88H11ZM31 89V88H30ZM30 89H29V91H30ZM48 89V88H47ZM219 89V88H218ZM223 89V88H222ZM222 89H220V90H222ZM249 89V88H248ZM264 89V88H263ZM13 91H14V89H12ZM210 90V89H209ZM224 90V89H223ZM227 90V92H228V89H226ZM231 90V89H230ZM238 90V89H237ZM241 90V89H240ZM250 90V89H249ZM254 90V89H253ZM256 90V89H255ZM6 91H8V90H6ZM219 91V90H218ZM27 92H28V90H27ZM32 92V91H31ZM206 92V91H205ZM231 92V91H230ZM248 92V91H247ZM253 92V91H252ZM258 92V91H257ZM2 93V92H1ZM197 93V92H196ZM195 93V94H196ZM222 93V92H221ZM255 93V92H254ZM254 93H253V95H254ZM25 94V93H24ZM23 94V95H24ZM194 94V95H195ZM199 94V93H198ZM209 94V93H208ZM223 96H227V98H229V100L230 99H232L233 97L232 96H230V94L228 95L227 93H226V91L224 92L223 91ZM235 94H236V92H235ZM242 94H244V93H242ZM246 94V93H245ZM259 94V93H258ZM9 95H12V94H9ZM26 95V94H25ZM35 95V94H34ZM182 95H183V93H182ZM181 95V96H182ZM184 95H185V93H184ZM215 95H218V94H216L215 93ZM249 95V94H248ZM250 95H252V94H250ZM252 95V96H253ZM1 96V95H0ZM16 96H19V95H16ZM203 96H204V94H203ZM202 96V97H203ZM255 96V95H254ZM263 96V95H262ZM24 97V96H23ZM232 97V98H231ZM256 97V96H255ZM259 97V96H258ZM25 98V97H24ZM31 98V97H30ZM89 98V94H88V92H86V94L84 95V102H86L87 101V99ZM182 98V97H181ZM197 98V97H196ZM195 98V99H196ZM204 98V97H203ZM203 98H200L199 100L201 101V100H203ZM214 98V97H213ZM216 98H217V96H216ZM238 98V97H237ZM236 98V99H237ZM251 97H249V99H250ZM262 98V97H261ZM0 99H1V97H0ZM185 99V98H184ZM206 99V98H205ZM218 99V98H217ZM244 99V98H243ZM243 99H241V100H243ZM263 99V98H262ZM16 100V99H15ZM208 100V99H207ZM220 100V99H219ZM218 100V101H219ZM238 100V99H237ZM236 100V101H237ZM240 100V99H239ZM257 100H258V98H257ZM7 101V100H6ZM9 101V100H8ZM182 101V100H181ZM198 101V100H197ZM217 101V100H216ZM222 101H224V99L222 100ZM233 101H235V100H233ZM247 101V100H246ZM250 101H252V100H250ZM221 102V101H220ZM238 102V101H237ZM237 102H234V104H236ZM244 102V101H243ZM248 102V101H247ZM247 102H246V104H247ZM263 102V101H262ZM2 103H3V101H2ZM5 103V102H4ZM179 103V102H178ZM180 103H182V102H180ZM179 103V104H180ZM185 103V102H184ZM200 103V102H199ZM211 103V102H210ZM216 103V102H215ZM219 103V102H218ZM222 103V102H221ZM230 103H232V102H230L229 101V104ZM252 103H253V101H252ZM256 103V102H255ZM258 103V102H257ZM198 104V103H197ZM227 104V103H226ZM177 105V104H176ZM185 105H187V104H185ZM204 105V104H203ZM216 105H217V103H216ZM1 106V105H0ZM173 106V105H172ZM180 106V105H179ZM190 106V105H189ZM188 106V107H189ZM205 106V105H204ZM230 106V105H229ZM228 106V107H229ZM234 106V105H233ZM237 106H239V105H237ZM243 106V105H242ZM244 106H245V104H244ZM194 107H195V104H194ZM193 107V108H194ZM209 107V106H208ZM216 107V106H215ZM241 107V106H240ZM256 107V106H255ZM169 108V107H168ZM167 108V110L169 111V109ZM175 108V107H174ZM190 108V107H189ZM217 108V107H216ZM223 108V107H222ZM225 108V107H224ZM243 108V107H242ZM245 108V107H244ZM254 108V107H253ZM226 109V108H225ZM235 109V108H234ZM237 109L239 110V108L237 107ZM246 109V108H245ZM186 110V109H185ZM201 112H206V108H204V107H201L200 109H199ZM211 110V109H210ZM209 110V111H210ZM223 110V109H222ZM243 110V109H242ZM255 110V109H254ZM168 111H167V113H168ZM178 111V110H177ZM187 111V110H186ZM189 111V110H188ZM194 111H196V110H194ZM233 111V110H232ZM232 111H230V112H232ZM249 111H250V109H249ZM172 112V111H171ZM179 112H180V110H179ZM190 112V111H189ZM192 113H193V111H191ZM213 112V111H212ZM215 112V111H214ZM217 112V111H216ZM229 112V111H228ZM234 112V111H233ZM240 112H243V111H240ZM251 112V111H250ZM254 112V111H253ZM196 113V112H195ZM168 114H170V113H168ZM167 114V115H168ZM172 114H174V113H172ZM171 114V115H172ZM188 114V113H187ZM186 114V115H187ZM205 114H207V113H205ZM209 114V113H208ZM222 114V113H221ZM220 114V115H221ZM227 114V113H226ZM225 114V115H226ZM232 114V113H231ZM240 114V113H239ZM247 115H248V113H246ZM246 114H244V115H246ZM252 114V113H251ZM257 114H260V113H258L257 112ZM262 114V113H261ZM192 115V114H191ZM210 115V114H209ZM246 115V116H247ZM189 116V115H188ZM198 116V115H197ZM207 116V115H206ZM245 116V117H246ZM167 117V116H166ZM177 117V116H176ZM175 117V118H176ZM182 117V116H181ZM216 117V116H215ZM219 117V116H218ZM243 117V116H242ZM255 117V116H254ZM170 118V117H169ZM190 119H187V117H183V118H180V121L179 122H177L175 125H174V128H172V129H174V130H176V131H178L179 132V134H180V136H179V140H180V144H181V146H179V147H177V149L179 148V154L180 153H184V152H188V154L187 155H184L183 154V156H185V157H182L183 158V160H182V164H183V166L185 165H189V167H191L190 165H195V166H197V168H198V166H200V165H202L203 167H202V169L203 168H205L209 173H211V172H214V170H216V167L214 166V164H219V162L218 161H220V160H222V159H220L219 160V156H218V152H216V150H217V146H219L218 144L216 145L215 143H213L214 142V140H212L211 139V141H213V142H208V143H204L203 145L206 147V151H208V152H206V151H204V149L203 150H201L200 149V147H201V145H202V143L201 142H199L198 140H199V136H201L202 134H203V127L205 126L204 124H199V122L196 120V118H193V117H189ZM209 118V117H208ZM221 118V117H220ZM235 118V117H234ZM259 118V117H258ZM257 118V119H258ZM165 119V118H164ZM177 119V118H176ZM179 119V118H178ZM219 119V118H218ZM230 119V118H229ZM228 119V120H229ZM254 119H256V118H254ZM171 120V119H170ZM205 120H206V117H205ZM172 121H173V119H172ZM224 121V120H223ZM222 121V122H223ZM209 122H211V121H209ZM228 122V121H227ZM264 122V121H263ZM157 123V122H156ZM167 123V122H166ZM205 123H206V121H205ZM214 123V122H213ZM230 123V122H229ZM234 123V122H233ZM170 124V123H169ZM209 124V123H208ZM224 124H225V122H224ZM153 125V124H152ZM172 125V124H171ZM170 125V126H171ZM211 125V124H210ZM209 125V126H210ZM218 125V124H217ZM229 125H231V123L229 124ZM255 125V124H254ZM221 126V125H220ZM226 126V125H225ZM262 126H263V124H262ZM213 127V126H212ZM242 127V126H241ZM257 127V126H256ZM168 128H169V126H168ZM208 128V127H207ZM216 128V127H215ZM215 128H213V129H215ZM222 128V127H221ZM228 128V127H227ZM230 128V127H229ZM238 128V127H237ZM247 128V127H246ZM253 128V127H252ZM260 128V127H259ZM263 128V127H262ZM261 128V129H262ZM209 129V128H208ZM231 129H233V128H231ZM243 129V128H242ZM241 129V130H242ZM161 130V129H160ZM167 130V129H166ZM207 130V129H206ZM222 130V129H221ZM220 130V131H221ZM224 130H225V128H224ZM247 131H248V129H246ZM148 131V130H147ZM168 131H170V130H168ZM173 131V130H172ZM155 132V131H154ZM225 132V131H224ZM212 133V132H211ZM236 133V132H235ZM240 132H238L237 134H239ZM245 133V132H244ZM247 133V132H246ZM123 134V133H122ZM145 134V133H144ZM164 134H166V133H164ZM164 134L162 135V132H161V136H164ZM171 134V133H170ZM170 134H168V136H170ZM221 134V133H220ZM234 134V133H233ZM255 134V133H254ZM257 134V133H256ZM159 135V134H158ZM204 135V134H203ZM219 135V134H218ZM240 135V134H239ZM243 135V134H242ZM251 135V134H250ZM160 136V137H161ZM207 136H208V134H207ZM234 136H235V134H234ZM253 136V135H252ZM251 136V137H252ZM257 136H258V134H257ZM263 136V135H262ZM158 137V136H157ZM160 137H159V139H160ZM178 137V136H177ZM228 137V136H227ZM264 137V136H263ZM163 138V137H162ZM161 138V139H162ZM166 138V137H165ZM205 138V137H204ZM224 138V137H223ZM225 138H226V136H225ZM229 138V137H228ZM241 138V137H240ZM255 138H257V137H255ZM227 139V138H226ZM233 139V138H232ZM237 139H238V137H237ZM242 139V138H241ZM244 139V138H243ZM242 139V140H243ZM252 139V138H251ZM177 140H178V138H177ZM216 140V139H215ZM264 140V139H263ZM202 141H203V139H202ZM205 141V140H204ZM207 141V140H206ZM219 141V140H218ZM233 142L232 140H229V142ZM235 141H236V139H235ZM239 141V140H238ZM249 141V140H248ZM252 141V140H251ZM251 141H249L250 143H251ZM130 142V141H129ZM154 142V141H153ZM156 142V141H155ZM237 142V141H236ZM244 142V141H243ZM253 142V141H252ZM159 143H161V142H159ZM163 143V142H162ZM166 143L167 142H165V145H166ZM176 143V142H175ZM178 143H179V141H178ZM222 143V142H221ZM250 143H249V145H250ZM154 144V143H153ZM170 144V143H169ZM220 144V143H219ZM227 144V143H226ZM230 144V143H229ZM252 144H254V143H252ZM258 144V143H257ZM261 144V143H260ZM157 145V144H156ZM176 145V144H175ZM222 145V144H221ZM225 145V144H224ZM223 145V146H224ZM228 145V144H227ZM227 145H226V148H228L227 147ZM237 145V144H236ZM239 145H241V144H239ZM169 146V145H168ZM173 146V145H172ZM259 146V145H258ZM158 147V146H157ZM156 147V148H157ZM234 147V146H233ZM263 147V146H262ZM261 147V148H262ZM131 148V147H130ZM153 148V147H152ZM173 148V147H172ZM242 148H244V147H242ZM241 147L239 148V150L240 149H242ZM246 148V147H245ZM260 148V147H259ZM260 148V149H261ZM151 149V148H150ZM154 149V148H153ZM221 149H222V146H221ZM225 149V148H224ZM233 149V148H232ZM253 149V148H252ZM251 149V150H252ZM122 150V149H121ZM158 150V149H157ZM170 150V149H169ZM138 151H139V149H138ZM148 151V146L146 147V146H144V148L143 149H141V152H147ZM153 151V150H152ZM218 151V150H217ZM246 151H250V150H246L245 149V152ZM255 151V150H254ZM257 151V150H256ZM155 152V151H154ZM153 152V153H154ZM220 152H222V151H220ZM229 152V151H228ZM143 153V154H144ZM148 153V152H147ZM150 153V152H149ZM156 153V152H155ZM154 153V154H155ZM204 153H208V155H204ZM226 153V152H225ZM229 153H231V152H229ZM235 153V152H234ZM238 153V152H237ZM139 154L140 153H137V154H135V157H138L139 156ZM162 157L165 159V157H167L166 155L168 154V150L166 151V150H164L162 153ZM160 154V155H161ZM248 154V153H247ZM254 154V153H253ZM261 154V153H260ZM264 154V153H263ZM112 155V154H111ZM170 155V153L168 154V156ZM171 155H172V153H171ZM210 155V156H209ZM223 155V154H222ZM233 155V154H232ZM115 156V155H114ZM142 156V155H141ZM145 156V155H144ZM150 156V155H149ZM152 156V155H151ZM228 156V155H227ZM229 156H231V155H229ZM240 156V155H239ZM243 156H244V154H243ZM252 156V155H251ZM250 156V157H251ZM253 156H255V155H253ZM260 156V155H259ZM259 156H257V157H259ZM262 156V155H261ZM104 157V156H103ZM161 157V158H162ZM141 158V157H140ZM160 158V157H159ZM168 158V157H167ZM166 158V159H167ZM171 158V157H170ZM181 158V159H182ZM247 158V157H246ZM129 159V158H128ZM143 159V158H142ZM156 159H158V158H156ZM178 159H179V157H178ZM180 159V160H181ZM230 159V158H229ZM233 159V158H232ZM244 159V158H243ZM264 159V158H263ZM125 160V159H124ZM147 160V159H146ZM151 160H152V158H151ZM150 160V161H151ZM155 160V159H154ZM170 160V159H169ZM169 160L168 161H166V163L167 162H169ZM176 160V159H175ZM174 160V161H175ZM234 160V159H233ZM260 161H262L261 160V157H260V159H259ZM116 161V160H115ZM126 161V160H125ZM136 161V160H135ZM153 161V160H152ZM172 161H173V159H172ZM228 161V160H227ZM227 161L225 162L226 164H227ZM232 161V160H231ZM246 161H247V159H246ZM245 161V162H246ZM249 161V160H248ZM113 162V161H112ZM129 162V161H128ZM131 163H132V161H130ZM133 162H134V160H133ZM141 162H142V160H141ZM141 162H139V163H141ZM146 162H148V161H146ZM157 162V161H156ZM170 162H171V160H170ZM180 162V161H179ZM229 162V161H228ZM235 162V161H234ZM234 162H232V163H234ZM115 163H117V162H115ZM124 163V162H123ZM137 163H138V161H137ZM137 163H136V165H137ZM164 163V162H163ZM162 163V164H163ZM238 163H239V161H238ZM243 163V162H242ZM241 163V164H242ZM261 163V162H260ZM130 164V163H129ZM158 164V163H157ZM223 164V163H222ZM226 164H224V165H226ZM245 164V163H244ZM247 164V163H246ZM263 164V163H262ZM30 165V164H29ZM118 165V164H117ZM152 165V164H151ZM161 165V164H160ZM179 165H180V163H179ZM237 165V164H236ZM240 165V164H239ZM238 165V166H239ZM126 166H128L127 164H126ZM134 166V165H133ZM141 166V165H140ZM182 166V167H183ZM184 166V167H185ZM223 166V165H222ZM227 166V165H226ZM229 166V165H228ZM238 166H237V168H238ZM246 166V165H245ZM119 167V166H118ZM135 167V166H134ZM133 167V168H134ZM138 167V166H137ZM147 167V166H146ZM159 167V166H158ZM181 166H180V169L182 168ZM186 167H188V166H186ZM185 167V168H186ZM207 167V168H206ZM224 167V166H223ZM113 168H114V166H113ZM121 168V167H120ZM124 168H125V166H124ZM139 169H140V167H138ZM152 168V167H151ZM157 168V167H156ZM169 167L167 166V169H168ZM172 168V167H171ZM175 168V167H174ZM178 168V167H177ZM200 168V167H199ZM126 169V168H125ZM132 169V168H131ZM135 169L136 170H138L136 167H135ZM150 169V168H149ZM154 169V168H153ZM159 169V168H158ZM189 169V168H188ZM194 169V168H193ZM202 169H201V171H202ZM224 169V168H223ZM229 169V168H228ZM232 169H233V167H232ZM246 169V168H245ZM251 169V168H250ZM112 170V169H111ZM130 170V169H129ZM128 170V171H129ZM135 170V171H136ZM146 170V169H145ZM172 170V169H171ZM179 170V169H178ZM121 171V170H120ZM130 171H132V170H130ZM143 171V170H142ZM151 171H152V169H151ZM154 172H155V170H153ZM152 171V172H153ZM182 171V170H181ZM188 171V170H187ZM190 171V170H189ZM221 171V170H220ZM225 171V170H224ZM252 171V170H251ZM90 172V171H89ZM114 172V171H113ZM112 172V173H113ZM122 172H124V174H126V171H124V169H122ZM133 172V171H132ZM164 172V171H163ZM179 172V171H178ZM185 172H186V170H185ZM191 172H193V171H191ZM195 172V171H194ZM200 172V171H199ZM206 172V171H205ZM223 172V171H222ZM234 172V171H233ZM246 172H249V170L248 171H246ZM245 172V173H246ZM261 172V171H260ZM259 172V173H260ZM85 173V172H84ZM83 173V174H84ZM135 173V172H134ZM137 173V172H136ZM146 173V172H145ZM145 173H142V174H144L145 175ZM159 173V172H158ZM162 172H160V174H161ZM165 173V172H164ZM171 173H173V172H171ZM180 173V172H179ZM178 173V174H179ZM183 173H184V171H183ZM218 173L221 175V173L218 171ZM18 174H20V172L18 173ZM115 174V173H114ZM123 174V175H124ZM129 174V173H128ZM140 174V173H139ZM139 174H137V175H139ZM147 174V173H146ZM150 174H152V173H150ZM169 173H167V175H168ZM211 174H213V173H211ZM228 174H231V173H228ZM250 174H252L251 172H250ZM21 175V174H20ZM19 175V176H20ZM81 175V174H80ZM92 175V174H91ZM96 175H98V174H96ZM130 175V174H129ZM133 174H131V176H132ZM166 175V174H165ZM164 175V176H165ZM166 175V176H167ZM175 175V174H174ZM190 175V174H189ZM188 175V176H189ZM201 175V174H200ZM199 175V176H200ZM210 175V174H209ZM209 175H207V176H209ZM27 176V175H26ZM29 176V175H28ZM79 176V175H78ZM84 176V175H83ZM88 176H90V175H88ZM100 176V175H99ZM107 176V175H106ZM111 176V175H110ZM119 175H117V177H118ZM163 176V175H162ZM172 176H173V174H172ZM181 175H179L178 176V178L180 177ZM219 176V175H218ZM240 176V175H239ZM248 176V175H247ZM251 176V175H250ZM263 176V175H262ZM31 177H32V175H31ZM65 177V176H64ZM82 177V176H81ZM92 177V176H91ZM100 177H102V175L100 176ZM99 177V178H100ZM115 177V176H114ZM121 177V175L119 176V178ZM135 177V176H134ZM144 177V176H143ZM149 177V176H148ZM171 177V176H170ZM198 177V176H197ZM205 177V176H204ZM213 177H214V175H213ZM217 177V176H216ZM238 177V176H237ZM246 177V176H245ZM245 177H244V179H245ZM255 177V176H254ZM254 177L252 178V179H254ZM43 178V177H42ZM58 178V177H57ZM151 178V177H150ZM162 178V177H161ZM164 178V177H163ZM166 178V177H165ZM169 178V177H168ZM189 178V177H188ZM193 178H195V177H193ZM200 178V177H199ZM203 178V177H202ZM226 178H227V176H226ZM233 178V177H232ZM258 178V177H257ZM256 178V179H257ZM21 179V178H20ZM33 179H34V177H33ZM93 178H91V180H92ZM102 179V178H101ZM100 179V180H101ZM104 179V178H103ZM122 179V178H121ZM126 179V178H125ZM185 179V178H184ZM195 179H197V178H195ZM201 179V178H200ZM215 179V178H214ZM229 179V178H228ZM238 179V178H237ZM236 179V180H237ZM247 179V178H246ZM259 179H260V176H259ZM30 180V179H29ZM39 180V179H38ZM37 180V181H38ZM56 180V179H55ZM94 180H95V178H94ZM93 180V181H94ZM99 180V181H100ZM162 180H164V182H165V179H162ZM170 180V179H169ZM174 180V179H173ZM205 180H206V178H205ZM220 180V179H219ZM224 180H225V177H224ZM235 180V179H234ZM235 180V181H236ZM251 180V179H250ZM258 180V179H257ZM27 181V180H26ZM60 181V180H59ZM71 181V180H70ZM96 181V180H95ZM94 181V182H95ZM144 181V180H143ZM142 181V182H143ZM151 181V180H150ZM157 181V180H156ZM155 181V182H156ZM168 181V180H167ZM194 181V180H193ZM197 181V180H196ZM202 181V180H201ZM209 181H211V180H209ZM209 181H207V182H209ZM214 181V180H213ZM226 181V180H225ZM228 182L229 181H231V180H227ZM245 182H247L246 180H244ZM244 181H243V183H244ZM256 181V180H255ZM90 182V181H89ZM97 182V181H96ZM103 182H105V181H103ZM108 182V181H107ZM145 182V181H144ZM143 182V183H144ZM147 182V181H146ZM149 182V181H148ZM147 182V183H148ZM158 182V181H157ZM171 182V181H170ZM180 182V181H179ZM185 182H187L186 180H185ZM217 182H218V179H217ZM54 183V182H53ZM66 182H62V184H65ZM78 183V182H77ZM99 183V182H98ZM102 183V182H101ZM147 183H146V185H147ZM151 183H154V182H151ZM174 183H176V181L174 182ZM184 183V182H183ZM191 183V182H190ZM219 183V182H218ZM236 183V182H235ZM250 183V182H249ZM254 183V182H253ZM253 183H251V184H253ZM255 183H257V182H255ZM10 184V183H9ZM95 184V183H94ZM109 184V183H108ZM112 184V183H111ZM115 184V183H114ZM117 184V183H116ZM158 185H159V183H157ZM165 184H166V182H165ZM170 184V183H169ZM197 185H198V181H197V183H196ZM208 184H210V183H208ZM212 184V183H211ZM227 184V183H226ZM225 184V185H226ZM232 184V183H231ZM234 184V183H233ZM259 183H257V185H258ZM67 185V184H66ZM65 185V186H66ZM69 185V184H68ZM88 185V184H87ZM90 185V184H89ZM99 185V184H98ZM126 185H128V184H126ZM131 185V184H130ZM133 185V184H132ZM144 185H145V183H144ZM149 185V184H148ZM175 185V184H174ZM184 185H185V183H184ZM240 186H243V185H241V184H239ZM262 185V184H261ZM62 186V185H61ZM70 186H72V185H70ZM103 186V185H102ZM121 186V185H120ZM129 186V185H128ZM150 186V185H149ZM166 186V185H165ZM168 186H170V185H168ZM176 186V185H175ZM178 186H179V184H178ZM177 186V187H178ZM191 186V185H190ZM196 186V185H195ZM207 186H209V185H207ZM240 186H238V187H240ZM248 186V185H247ZM34 187V186H33ZM80 187V186H79ZM86 187V186H85ZM95 187V186H94ZM94 187H92V188H94ZM99 187H101V186H99ZM117 187V186H116ZM122 187H123V185H122ZM126 187V186H125ZM135 187V186H134ZM143 187V186H142ZM141 187V189H143ZM189 187V186H188ZM225 187V186H224ZM245 187V186H244ZM251 187H252V185H251ZM250 187V188H251ZM63 188V187H62ZM72 188V187H71ZM88 188V187H87ZM115 188V187H114ZM119 188V187H118ZM147 188H148V186H147ZM150 188V187H149ZM156 188V187H155ZM194 188V187H193ZM196 188V187H195ZM214 188V187H213ZM34 189V188H33ZM46 189V188H45ZM60 189V188H59ZM65 189V188H64ZM86 189V188H85ZM89 189V188H88ZM90 189H91V187H90ZM95 189V188H94ZM105 189V188H104ZM124 189V188H123ZM126 189V188H125ZM128 189V188H127ZM137 189V188H136ZM140 189V188H139ZM146 189V188H145ZM158 189V188H157ZM163 189V188H162ZM157 190L159 193V196L161 195V192L160 191H162L163 193L164 192H167V193H169V190H166V191H164V190ZM172 189V188H171ZM176 189V188H175ZM174 189V191H176ZM178 189V188H177ZM182 189V188H181ZM186 189V188H185ZM188 189V188H187ZM186 189V190H187ZM199 189V188H198ZM209 189V188H208ZM215 189V188H214ZM223 189V188H222ZM226 189H228V188H226ZM255 189V188H254ZM58 190V189H57ZM75 190V189H74ZM98 190V189H97ZM96 190V191H97ZM106 190V189H105ZM110 189H108V191H109ZM135 189H133V191H134ZM155 190V189H154ZM180 190V189H179ZM193 190V189H192ZM196 190V189H195ZM194 190V191H195ZM202 190V189H201ZM221 190V189H220ZM41 191V190H40ZM52 191V190H51ZM61 191V190H60ZM76 191V190H75ZM104 191V190H103ZM107 191V190H106ZM112 191H113V189H112ZM120 191H121V189H120ZM129 191V190H128ZM138 191V190H137ZM144 191V190H143ZM146 191V190H145ZM151 191V190H150ZM149 191V192H150ZM181 191V190H180ZM188 191V190H187ZM186 191V192H187ZM197 191V190H196ZM209 191V190H208ZM207 191V192H208ZM214 191V190H213ZM252 191V190H251ZM254 191V190H253ZM258 190H256V192H257ZM65 192H66V190H65ZM69 192V191H68ZM77 192V191H76ZM86 192V191H85ZM105 192V191H104ZM118 192H119V190H118ZM117 192V193H118ZM125 192H126V190H125ZM124 192V193H125ZM183 192H185L184 191V189H183ZM185 192V193H186ZM215 192V191H214ZM220 192V191H219ZM247 192V191H246ZM56 193V192H55ZM57 193H58V191H57ZM72 193V192H71ZM70 193V194H71ZM133 193V192H132ZM145 193V192H144ZM143 193V194H144ZM156 193V192H155ZM176 193V192H175ZM182 193V192H181ZM189 193V192H188ZM193 193V192H192ZM195 193V192H194ZM209 193H210V191H209ZM212 193V192H211ZM218 193V192H217ZM245 193V192H244ZM254 193V192H253ZM40 194V193H39ZM42 194V193H41ZM54 194V193H53ZM66 194V193H65ZM73 194V193H72ZM75 194V193H74ZM78 194V193H77ZM108 194V193H107ZM126 194V193H125ZM129 194H131V192L129 193ZM142 194V195H143ZM157 194V193H156ZM156 194H154V195H156ZM157 194V195H158ZM198 196H197V198L199 197V196H201V195H199L198 193H196ZM205 194V193H204ZM232 194V193H231ZM251 194V193H250ZM1 195V194H0ZM61 195H63V194H61ZM60 195V196H61ZM83 195V194H82ZM96 195V194H95ZM94 195V196H95ZM103 195H104V193H103ZM111 195V194H110ZM120 196H122L121 194H119ZM127 195V194H126ZM135 194H133V196H134ZM138 195V194H137ZM148 195V194H147ZM154 195L153 196H151V197H154ZM175 194H173V196H174ZM182 195H183V193H182ZM206 195V194H205ZM205 195H203L204 197H205ZM225 195V194H224ZM237 195V194H236ZM254 195V194H253ZM257 195L259 196L258 197V199L256 200V201H254L253 202V205H252V210H256V213H257V210H261V209H263V207H264V190L261 188L260 190H259V192L257 193ZM67 196V195H66ZM91 196V195H90ZM89 196V197H90ZM97 196V195H96ZM129 196V195H128ZM158 196V197H159ZM184 196V195H183ZM192 196H193V199H194V201H195V203H196V200H197V198H195L194 197V195L192 194ZM191 196V197H192ZM219 196V195H218ZM239 196V195H238ZM249 196V195H248ZM251 196V195H250ZM249 196V197H250ZM1 197V196H0ZM56 197V196H55ZM59 197V196H58ZM58 197H56V198H58ZM69 197V196H68ZM76 197V196H75ZM78 197V196H77ZM88 197V196H87ZM108 197H109V195H108ZM125 197V196H124ZM143 197V196H142ZM161 197H162V195H161ZM257 197V196H256ZM256 197H254V199L256 198ZM2 198V197H1ZM71 198H72V196H71ZM70 198V199H71ZM81 198V197H80ZM92 198H94V197H92ZM100 198V197H99ZM112 198V197H111ZM115 198V197H114ZM144 198H145V195H144ZM150 198V197H149ZM155 198H156V200L158 199L156 196H155ZM160 198V197H159ZM178 198V197H177ZM185 198V197H184ZM223 198V197H222ZM237 198V197H236ZM252 198V197H251ZM251 198H250V200H251ZM3 199V198H2ZM0 200V203L3 201V200ZM65 199V198H64ZM75 199V198H74ZM73 199V200H74ZM94 199H97V198H94ZM103 199V198H102ZM129 199V198H128ZM141 199V198H140ZM186 199V198H185ZM191 199V198H190ZM192 199V200H193ZM205 199H207V198H205ZM60 200L62 201V199H61V197H60ZM66 200V199H65ZM72 200V201H73ZM82 200V199H81ZM109 200V199H108ZM113 200V199H112ZM118 200V199H117ZM121 200V199H120ZM132 200V199H131ZM146 200H147V198H146ZM199 200V199H198ZM4 201H6V200H4ZM2 202V204H0L1 206L0 207H3L2 205H9V204H7V201L6 202ZM56 201V200H55ZM69 201V200H68ZM71 201V202H72ZM77 201H78V198H77ZM77 201H75V203H77ZM84 201V200H83ZM97 201V200H96ZM96 201H93V202H96ZM114 201V200H113ZM126 201V200H125ZM136 201H138V200H135V202ZM148 201V200H147ZM164 201H166V200H164ZM175 201V200H174ZM177 201V200H176ZM179 201V200H178ZM177 201V202H178ZM183 201V200H182ZM202 201V200H201ZM206 201V200H205ZM220 201H222V200H220ZM79 202H82V201H79ZM89 202H90V200H89ZM98 202V201H97ZM130 202V201H129ZM129 202H126V203H129ZM133 202V201H132ZM150 202V201H149ZM153 202V201H152ZM151 202V203H152ZM155 202V201H154ZM153 202V203H154ZM162 202V201H161ZM160 202V203H161ZM190 202V201H189ZM200 202V201H199ZM252 202V201H251ZM4 203V204H3ZM9 203V202H8ZM56 203V202H55ZM66 203V202H65ZM64 203V204H65ZM84 203V202H83ZM88 203V202H87ZM92 203V202H91ZM101 203V202H100ZM99 202H98V204H100ZM145 203V202H144ZM152 203V204H153ZM156 203H157V201H156ZM184 203V202H183ZM198 203V202H197ZM106 204H108V203H106ZM124 204V203H123ZM131 204V203H130ZM143 204V203H142ZM180 204V203H179ZM190 204V203H189ZM200 204V203H199ZM250 204V203H249ZM249 204H248V206H249ZM69 205H70V203H69ZM81 206H82V204H80ZM80 205L79 204H75V207L77 208V209H81L82 207H80ZM110 205V204H109ZM116 205V204H115ZM121 205V204H120ZM146 205V204H145ZM154 205H157V204H154ZM176 205V204H175ZM183 205V204H182ZM201 205V204H200ZM211 205V204H210ZM60 206V205H59ZM65 206H67V205H65ZM94 206V205H93ZM97 206H99V205H97ZM103 206V205H102ZM118 206V205H117ZM122 206V205H121ZM135 206V205H134ZM133 206V207H134ZM141 206V205H140ZM148 206H150V205H148ZM159 206V205H158ZM162 206L165 208V206L163 205V202H162ZM166 206H168V205H166ZM171 206V205H170ZM209 206V205H208ZM9 207V206H8ZM89 207V206H88ZM129 207H130V205H129ZM160 207V206H159ZM175 207V206H174ZM187 207V206H186ZM191 207H193V206H191ZM195 207V206H194ZM198 207H200L199 205H198ZM247 207V206H246ZM21 208H22V206H21ZM45 208V207H44ZM48 208V207H47ZM61 207H59V209H60ZM94 208H96V207H94ZM108 208V207H107ZM114 208V207H113ZM118 208H120V207H118ZM125 208V207H124ZM127 208H128V206H127ZM126 208V209H127ZM144 208H145V210H146V218L148 217V218H151V220L153 219L154 220V218H152L154 215H155V212L154 213H152L151 212V210H148L147 208H146V206H144ZM171 208V207H170ZM190 208V207H189ZM5 209V208H4ZM20 209V208H19ZM18 209V210H19ZM66 209V208H65ZM70 209H71V207H70ZM83 209V208H82ZM86 209H88V208H86ZM86 209H84L85 211H86ZM99 209V208H98ZM110 209V208H109ZM115 209V208H114ZM126 209H124V210H126ZM131 209V208H130ZM133 209V208H132ZM131 209V210H132ZM134 209H135V207H134ZM133 209V210H134ZM140 209V208H139ZM142 209H143V207H142ZM154 209V208H153ZM162 209V208H161ZM175 209V208H174ZM178 209V208H177ZM181 209V208H180ZM199 209V208H198ZM222 209V208H221ZM6 210H8V208L6 209ZM16 210V209H15ZM15 210L13 209L12 211H11V213H12V215L14 214V215H16L15 213H13V211L15 212ZM22 211H23V208L21 209ZM28 210V209H27ZM67 210V209H66ZM74 210V209H73ZM91 210V209H90ZM101 210V209H100ZM120 210V209H119ZM144 210V209H143ZM155 210V209H154ZM159 210V209H158ZM167 210V209H166ZM170 210V209H169ZM172 210V209H171ZM170 210V211H171ZM185 210H187V209H185ZM204 210V209H203ZM209 210V209H208ZM207 210V211H208ZM219 210V209H218ZM218 210H216V212L218 211ZM248 210V209H247ZM5 211V210H4ZM24 211H26V210H24ZM53 211H54V209H53ZM52 211V212H53ZM56 211V210H55ZM68 211V210H67ZM69 211H71V210H69ZM102 211V210H101ZM126 211H128V209L126 210ZM142 211V210H141ZM163 211H165V210H163ZM191 211V210H190ZM189 211V212H190ZM193 211H195V209L193 210ZM198 211V210H197ZM226 211V210H225ZM19 212V211H18ZM57 212V211H56ZM105 212V211H104ZM111 212V211H110ZM140 212V211H139ZM143 212V211H142ZM142 212H140V213H142ZM168 212V211H167ZM181 212V211H180ZM204 212V211H203ZM215 212V211H214ZM213 212V213H214ZM219 212H221V210H219ZM222 212H224V211H222ZM250 212V211H249ZM252 212V211H251ZM259 212V211H258ZM3 213V212H2ZM9 213V212H8ZM10 213V214H11ZM17 213V212H16ZM24 213H26V212H24ZM32 213V212H31ZM43 213V212H42ZM58 213V212H57ZM70 213V212H69ZM74 213V212H73ZM80 213V212H79ZM82 213V212H81ZM100 213V212H99ZM108 213V212H107ZM120 213V212H119ZM122 213H123V211H122ZM126 214H127V212H125ZM132 213V212H131ZM130 213V214H131ZM134 213V212H133ZM144 213V212H143ZM144 213V214H145ZM188 213V212H187ZM201 213V211L199 212V214ZM232 213V212H231ZM253 213V212H252ZM255 213V212H254ZM5 214V213H4ZM21 214H23V212H21ZM27 214V213H26ZM33 214V213H32ZM72 214V213H71ZM86 214V213H85ZM117 214V213H116ZM115 214V215H116ZM128 214H129V212H128ZM157 214V213H156ZM161 214H163V212L161 213ZM161 214L159 215V216H161ZM167 214V213H166ZM183 214V213H182ZM189 214H191V213H189ZM216 214V213H215ZM225 214V213H224ZM12 215H9L10 217L12 216ZM19 215H20V213H19ZM18 215V216H19ZM25 215V214H24ZM34 215V214H33ZM55 215V214H54ZM57 215V214H56ZM64 215V214H63ZM163 215H165V214H163ZM175 215H176V213H175ZM181 215V214H180ZM193 215V214H192ZM255 215V214H254ZM7 216H8V214H7ZM60 216V215H59ZM76 216H78V215H76ZM75 216V217H76ZM82 216V215H81ZM87 216V215H86ZM103 216H105V215H103ZM110 216V215H109ZM118 216H120V215H118ZM131 215H129L128 217H130ZM137 216V215H136ZM145 215H143V217H144ZM156 216H158V215H156ZM167 216H169L168 214H167ZM172 216V215H171ZM182 216V215H181ZM196 216V215H195ZM217 216V215H216ZM13 217V216H12ZM22 217V216H21ZM63 217V216H62ZM74 217V218H75ZM90 217V216H89ZM96 217H98L97 215H96ZM101 217H102V214H101ZM108 217V216H107ZM121 217V216H120ZM137 217H139V215L137 216ZM141 217V216H140ZM155 217V216H154ZM173 217H175V216H173ZM211 217V216H210ZM209 217V218H210ZM225 217V216H224ZM256 217V216H255ZM18 218V217H17ZM23 218V217H22ZM36 218V217H35ZM41 218V217H40ZM55 218V217H54ZM65 218V217H64ZM92 218V217H91ZM147 218V219H148ZM156 218V217H155ZM157 218H159V217H157ZM156 218V219H157ZM165 218V217H164ZM168 218V217H167ZM176 218V217H175ZM16 219V218H15ZM19 219V218H18ZM17 219V220H18ZM21 219V218H20ZM68 219H70V218H68ZM67 219V220H68ZM117 219V218H116ZM125 218H123V220H124ZM132 219V218H131ZM138 219V218H137ZM136 219V220H137ZM142 219V218H141ZM160 220H163L162 218H159ZM158 219V220H159ZM181 219H183V218H181ZM214 219V218H213ZM218 219V218H217ZM16 220V221H17ZM27 220V219H26ZM58 220V219H57ZM71 220V219H70ZM69 220V221H70ZM99 220H101L100 218H99ZM108 220V219H107ZM110 220V219H109ZM135 220V221H136ZM165 220V219H164ZM205 220V219H204ZM207 220H209V219H207ZM20 221V220H19ZM23 221V220H22ZM79 221H80V219H79ZM82 221V220H81ZM84 221V220H83ZM82 221V222H83ZM90 221V220H89ZM122 221V220H121ZM120 221V222H121ZM173 221V220H172ZM199 221V220H198ZM203 221V220H202ZM212 221V220H211ZM210 221V222H211ZM215 221V220H214ZM247 221V220H246ZM15 222V221H14ZM21 222V221H20ZM24 222V221H23ZM31 222V221H30ZM62 222V221H61ZM68 222V221H67ZM72 222V221H71ZM75 223H76V221H74ZM78 222V221H77ZM93 222V221H92ZM105 222V221H104ZM108 222H110V221H108ZM129 222V221H128ZM128 222H126V223H128ZM134 222V221H133ZM162 222L166 225V224H170V222H169V220L168 221H160V223L162 224ZM5 223V222H4ZM26 223V222H25ZM65 223V222H64ZM69 223V222H68ZM85 223V222H84ZM82 224V223H80L81 224V228H82V233H84V235L87 237V239H86V241L87 240H91V239H93V237L95 238V236H94V233H91V237L89 236V234L90 233H88V225H87V227H86V224ZM90 223V222H89ZM106 223V222H105ZM116 223V222H115ZM126 223H125V225H126ZM173 223V222H172ZM171 223V224H172ZM205 223V222H204ZM249 223V222H248ZM6 224V223H5ZM21 224V223H20ZM31 224V223H30ZM95 224V223H94ZM97 224V223H96ZM118 224V223H117ZM130 224V223H129ZM128 224V225H129ZM139 224V223H138ZM147 224V223H146ZM151 224H152V222H151ZM156 224V223H155ZM203 224V223H202ZM6 225H8V224H6ZM13 225V224H12ZM33 225H34V222H33ZM90 225V224H89ZM104 225V224H103ZM109 225H111V224H109ZM120 225V224H119ZM118 225V226H119ZM135 225V224H134ZM207 225V224H206ZM70 226V225H69ZM72 226V225H71ZM114 226V225H113ZM117 225H116V227L114 228V227H111V228H114V229H116L117 227H118ZM146 226V225H145ZM151 226V225H150ZM159 226H161L160 224H159ZM158 226V227H159ZM162 226H164V225H162ZM172 226H173V224H172ZM172 226H171V228H172ZM180 226V225H179ZM204 226V225H203ZM14 227V226H13ZM68 227V226H67ZM74 227V226H73ZM91 227V226H90ZM92 227H94V226H92ZM122 227V226H121ZM130 227V226H129ZM136 227V226H135ZM157 227V226H156ZM166 227V226H165ZM169 227V226H168ZM167 227V228H168ZM245 227H247V226H245ZM50 228V230L49 229H47V230H49V231H47L46 229H44V231H43V233L45 234V236H43V237H45V239H46V236L48 235V233H50V234H52V239H49L48 238V240H50L49 242H51V245H52V248L53 249H56V250H58L60 253H62L63 255H66V256H71V259L72 260H74L75 262H76V259H75V256H77V257H83V255H84V253H82V251L81 252H78V254H76L75 253V246H73V243L71 242V241H65V238L63 239V235H62V233L63 232H65V230H66V226H64V225H62V223L60 224V223H57V221H54V222H52V224H51V227H49ZM53 230H52V229ZM95 228V227H94ZM98 228V227H97ZM108 228V227H107ZM128 228V227H127ZM126 228V229H127ZM132 228V227H131ZM130 228V229H131ZM143 228V227H142ZM159 228H161V227H159ZM167 228H165V229H167ZM175 228V227H174ZM76 229V228H75ZM90 229V228H89ZM93 229V228H92ZM136 229V228H135ZM138 229V228H137ZM139 229H141V228H139ZM146 229V228H145ZM199 229V228H198ZM203 229H204V227H203ZM202 229V230H203ZM2 230V229H1ZM51 230L53 231L52 233H51ZM107 230H109V228L107 229ZM111 230V229H110ZM118 230V229H117ZM117 230H115L116 232H118ZM128 230V229H127ZM133 230V229H132ZM142 230V229H141ZM148 230V229H147ZM153 230V229H152ZM169 230V229H168ZM71 231V230H70ZM144 231V230H143ZM143 231H142V233H143ZM161 231V230H160ZM172 231V230H171ZM181 231V230H180ZM3 232H5V231H3ZM32 232V231H31ZM68 232V231H67ZM100 232V231H99ZM120 232V231H119ZM126 232V231H125ZM128 232V231H127ZM126 232V233H127ZM130 232V231H129ZM148 232V231H147ZM157 232V231H156ZM162 232V231H161ZM173 232H174V230H173ZM245 232V231H244ZM96 233V232H95ZM98 233V232H97ZM109 233V232H108ZM115 233V232H114ZM121 233V232H120ZM124 233V232H123ZM140 233V232H139ZM163 233V232H162ZM164 233H165V231H164ZM163 233V234H164ZM167 233V232H166ZM168 233H169V231H168ZM183 233V232H182ZM204 233V232H203ZM214 233H216V232H214ZM264 233V232H263ZM68 234H70V233H68ZM77 234V233H76ZM92 234H93V237H92ZM102 234V233H101ZM122 234V233H121ZM120 234V235H121ZM131 234V233H130ZM132 234H133V232H132ZM136 234H137V232H136ZM161 234V233H160ZM159 234V235H160ZM172 234V233H171ZM176 234V233H175ZM205 234V233H204ZM210 234V233H209ZM14 235V234H13ZM64 235H66V234H64ZM98 235V234H97ZM104 235V234H103ZM125 235H127V234H125ZM165 235V234H164ZM32 236V235H31ZM79 236V235H78ZM116 236H118V235H116ZM134 236V235H133ZM139 236V235H138ZM236 236V235H235ZM50 237V236H49ZM75 237V236H74ZM82 237V236H81ZM97 237V236H96ZM100 237V236H99ZM112 237V236H111ZM115 237V236H114ZM123 237V236H122ZM126 236H124V238H125ZM127 237H128V235H127ZM137 237V236H136ZM155 237H157V235H155ZM160 237V236H159ZM164 237V236H163ZM166 237V236H165ZM171 237V236H170ZM241 237V236H240ZM69 238V237H68ZM67 238V239H68ZM83 238V237H82ZM81 238V239H82ZM102 238V237H101ZM118 238V237H117ZM123 238V239H124ZM171 238H173V237H171ZM177 238V237H176ZM180 238V237H179ZM207 238V237H206ZM205 238V239H206ZM239 238V237H238ZM249 238V237H248ZM13 239V238H12ZM17 239V238H16ZM77 239V238H76ZM112 239V238H111ZM120 239V238H119ZM170 239V238H169ZM20 240V239H19ZM70 240V239H69ZM73 240V239H72ZM98 240V239H97ZM102 240V239H101ZM100 240V241H101ZM104 240H105V242H109L110 241V236L109 235H105V237H104ZM116 240V239H115ZM122 240V239H121ZM121 240H120V242H121ZM172 240V239H171ZM175 240V239H174ZM173 240V241H174ZM23 241V240H22ZM47 241V240H46ZM82 241H83V239H82ZM92 241V240H91ZM96 241V240H95ZM99 241V240H98ZM99 241V242H100ZM125 241V240H124ZM213 241V240H212ZM30 242V241H29ZM38 242V241H37ZM78 242V241H77ZM93 242V241H92ZM104 242V241H103ZM224 242V241H223ZM47 243V242H46ZM89 243V242H88ZM112 243V242H111ZM111 243H109V244H111ZM161 243V242H160ZM162 243L164 244V241L162 240ZM172 243H174V242H172ZM206 243V242H205ZM219 243V242H218ZM75 244V243H74ZM90 244V243H89ZM94 245H95V242L93 243ZM92 244V245H93ZM155 244H157V243H155ZM213 244H215V243H213ZM226 244V243H225ZM14 245V244H13ZM17 247H16V249L18 248L19 250L21 249L22 251H24L25 253L22 255V258H23V262H24V264H47L46 262H47V260H48V252L44 249V248H42L43 246H41V247H39V248H35V249H33V248H29V243H28V241L27 242H19V243H17V244H15ZM93 245V247L95 248V246ZM99 245V244H98ZM98 245H97V247H98ZM105 245V244H104ZM113 245V244H112ZM123 245V244H122ZM171 245H173V244H171ZM170 245V246H171ZM200 245V244H199ZM208 245V244H207ZM210 245V244H209ZM228 245V244H227ZM250 245V244H249ZM83 246V245H82ZM89 246V245H88ZM103 246V245H102ZM157 246V245H156ZM206 246V245H205ZM213 246V245H212ZM216 246V245H215ZM214 246V247H215ZM10 247V246H9ZM46 247V246H45ZM84 247H85V244H84ZM83 247V248H84ZM101 247V246H100ZM109 247V246H108ZM161 247V246H160ZM165 247V246H164ZM169 247V246H168ZM173 247V246H172ZM171 247V248H172ZM175 247V246H174ZM210 247V246H209ZM250 247V246H249ZM82 248V249H83ZM87 248V247H86ZM103 248H104V246H103ZM151 248V247H150ZM157 247H155V249H156ZM162 248V247H161ZM178 248V247H177ZM200 248V247H199ZM205 248V247H204ZM46 249H47V247H46ZM102 249V248H101ZM116 249V248H115ZM153 249V248H152ZM159 249V248H158ZM174 249V248H173ZM172 249V250H173ZM212 249V248H211ZM214 249V248H213ZM245 249V248H244ZM9 250V249H8ZM11 250V249H10ZM15 250V249H14ZM77 250V249H76ZM84 250V249H83ZM93 250V249H92ZM108 250V249H107ZM113 250V249H112ZM171 250V249H170ZM176 250V249H175ZM197 250V249H196ZM206 250H209L208 248L206 249ZM1 251V250H0ZM57 251V252H58ZM99 251V250H98ZM101 251H104L103 249L101 250ZM110 251V250H109ZM108 251V252H109ZM151 251V250H150ZM155 251V250H154ZM157 251V250H156ZM155 251V252H156ZM165 251V250H164ZM167 251V250H166ZM174 251V250H173ZM216 251H217V249H216ZM77 252V251H76ZM88 252V251H87ZM93 252V251H92ZM108 252H107V254H108ZM117 252V251H116ZM130 252V251H129ZM147 252V251H146ZM158 252V251H157ZM169 252V251H168ZM177 252H179L178 250H177ZM226 252V251H225ZM11 253V252H10ZM9 253V254H10ZM13 253H15V252H13ZM23 253V252H22ZM103 253V252H102ZM148 253V252H147ZM154 253V252H153ZM167 253V252H166ZM166 253H164V254H166ZM172 253V252H171ZM202 253V252H201ZM204 253V252H203ZM205 253H207V252H205ZM218 253V252H217ZM7 254V253H6ZM93 254V253H92ZM161 254H162V252H161ZM167 254H169V253H167ZM166 254V255H167ZM211 254V253H210ZM236 254V253H235ZM18 255H19V253H18ZM21 255V254H20ZM86 255H90V254H85V256ZM105 255V254H104ZM153 255V254H152ZM156 255V254H155ZM154 255V256H155ZM177 255V254H176ZM199 255H201V254H199ZM207 255H208V253H207ZM215 255H217V254H215ZM232 255V254H231ZM234 255V254H233ZM233 255H232V257H233ZM6 256H9V255H6ZM59 256V255H58ZM91 256V255H90ZM144 256H146V255H144ZM148 256V255H147ZM159 257H160V255H158ZM163 256H165V255H163ZM175 256V255H174ZM179 256V255H178ZM187 256V255H186ZM203 256V255H202ZM209 256V255H208ZM213 256V255H212ZM237 256V255H236ZM238 256H239V254H238ZM17 257H19V259H20V256H17ZM16 257V258H17ZM110 257V256H109ZM166 257V256H165ZM177 257V256H176ZM195 257V256H194ZM193 257V258H194ZM197 257V256H196ZM195 257V258H196ZM201 257V256H200ZM206 257V256H205ZM215 257V256H214ZM222 257V256H221ZM231 257V258H232ZM235 257V256H234ZM244 257V256H243ZM246 257V256H245ZM1 258V257H0ZM5 258V257H4ZM63 258V257H62ZM65 258V257H64ZM86 258V257H85ZM92 258V257H91ZM144 258V257H143ZM150 258V257H149ZM163 258V257H162ZM168 258H172L173 259V257H168ZM226 258H228V257H226ZM237 258V257H236ZM235 258V259H236ZM13 258H10L9 260H12ZM51 259V258H50ZM79 259V258H78ZM148 259V258H147ZM202 259H203V257H202ZM218 260H219V258H217ZM220 259H222V258H220ZM15 260V259H14ZM52 260V259H51ZM71 260V261H72ZM80 260H81V258H80ZM143 260H145V259H143ZM150 260V259H149ZM164 260V259H163ZM208 260V259H207ZM206 260V261H207ZM216 260V259H215ZM234 260V259H233ZM5 261V260H4ZM70 261V260H69ZM97 261V260H96ZM147 261V260H146ZM151 261V260H150ZM162 261V260H161ZM169 261V260H168ZM213 261H214V259H213ZM236 261V260H235ZM239 261V260H238ZM3 262V261H2ZM7 262V261H6ZM49 262H51V261H49ZM74 262V263H75ZM78 262H79V260H78ZM89 262V261H88ZM149 262V261H148ZM164 262V261H163ZM193 262V261H192ZM191 262V263H192ZM197 262V261H196ZM201 262V261H200ZM11 263V262H10ZM19 263H20V261H19ZM53 263V262H52ZM70 263V262H69ZM91 263H92V260H91ZM93 263L95 264V262L93 261ZM97 263V262H96ZM145 263V262H144ZM147 263V262H146ZM151 263V262H150ZM155 263V262H154ZM165 263V262H164ZM163 263V264H164ZM172 263H174V262H172ZM182 263V262H181ZM194 263V262H193ZM205 263V262H204ZM203 263V264H204ZM246 263V262H245ZM257 263V262H256ZM18 264V263H17ZM71 264V263H70ZM86 264V263H85ZM88 264V263H87ZM151 264H153V263H151ZM156 264V263H155ZM158 264V263H157ZM167 264V263H166ZM170 264V263H169ZM207 264H208V262H207ZM209 264H211V263H209ZM216 264V263H215ZM243 264V263H242ZM251 264V263H250Z\"/></svg>",
    "mask_w": 264,
    "mask_h": 264
}]
</instances>
